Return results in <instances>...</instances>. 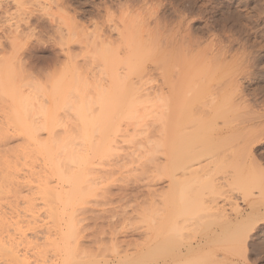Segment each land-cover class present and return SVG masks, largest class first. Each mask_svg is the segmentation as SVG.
Listing matches in <instances>:
<instances>
[{"label": "rangeland", "instance_id": "374dc122", "mask_svg": "<svg viewBox=\"0 0 264 264\" xmlns=\"http://www.w3.org/2000/svg\"><path fill=\"white\" fill-rule=\"evenodd\" d=\"M16 1H18V2H16ZM29 2H30L29 0H26V1L25 0H0V43L2 44L3 48L5 49V51L6 50L7 51L8 50L10 51V55H12L11 53H14V52H11V50L8 48V47L11 48V46H10L11 43L9 44V42H11L10 39L9 40L6 39L7 38L6 35L8 36V34L10 33V32L8 33V31H10V29H9L10 27H9V23L7 22V18L10 17L9 14L11 13V15H13L14 18H15L14 22L15 23H18L20 26H22L23 28H25L24 27L25 26V23L22 20H23L24 14L26 12L25 9H27L29 11L28 8H32L31 5L29 6V4H30ZM46 3H47V5H49V6H47L48 10L45 8L46 9V12H44L45 10L43 11L44 13L43 12H41V13L35 12L36 15H34L35 13H33L34 17H33V15H31V24L33 25V26L32 25L31 26L34 27V29L36 31L34 30V32H32L33 34H31L30 36H27V38L25 36L24 37L25 39L23 38L21 40V42H19V44H17V46H19V48H22L24 46V48L20 49V53L23 52V56H22L23 60H21V62L20 61L17 62L18 60L16 58L13 59L12 58L13 56L10 57V55L8 57V54H7L5 56L8 57V59L10 61L7 58H5L6 60L4 59L3 62L0 61L1 62L0 63L1 64L0 65V69L3 68L4 65L6 66L7 60H8V64L11 63L10 65L11 66H14V69L13 68H10L11 69L10 71L13 70L12 71V75L13 76H11V77H12V79H14L15 84L17 83V85H16L17 88H15V89H18V87L20 86L19 87V92L17 91L18 94H19V96H20V92H21L22 96H24L25 99H27L28 96H29V99L28 100H30V99L32 100L33 99L34 101L32 102V106L33 105L34 106L35 105L37 106V107L35 106V108L33 106V108H34L33 110L36 109L37 111H39L42 108L41 104H43V108H46L47 111L53 110V109H51L52 108L53 101H54V100H52L53 99L52 98L53 97V88H52L53 87V84L55 82H58V81L65 83L66 82L65 79H63L65 81H62V77H63L62 74H65V71L68 70V69L70 70V73L68 72V74L66 73L64 76L66 77V75H68L67 77H69V76H70V78L72 77L73 78L72 79V82H73V80L77 79V77L78 78L82 77V78H80L81 80H79V82L81 81V82L84 83L86 81L85 80L86 78H83V76H84V71L83 70L84 69H86V70L88 69L89 70V67L87 68V66L85 64H87V63L89 64V62H91V61H92V63H94L93 60L96 61V59H93L95 56L94 57H92V56H93V53L97 50V48H96L97 47V43H100L99 41L101 40L100 39L99 41H97L96 39L103 38L104 40H106L108 42H114L111 45V46L114 45L112 47V50L114 49V47H116V48L119 47V48H118V50L114 49L113 52L116 50V51H118L120 53L115 52V54L118 53L119 56H121L120 54L123 53L122 55L125 57L124 53H127L126 52V49H125L126 48V45L124 43H122L121 41L120 42L117 41V39L119 38V36H118L119 35V32L118 31H122L123 30V32H124V31H126V28L127 27H128L127 28V31H128V29L129 30L130 29H134L133 31L136 33V35L139 38L142 37L141 38L142 40H143V38L146 37L143 41L146 40L145 41V43H146L145 45H147V47H146L147 50L149 48H152L153 47V45L151 47V44H154L157 47L158 46H161L159 48H162V49H160V51H162V53L159 51V49H157L156 46H154L152 50L149 49L148 50V56L150 54H152V55H150L151 57L149 56L150 60L147 58L148 56L147 57L146 56L142 57L144 61L142 60L143 61L142 62L140 60L141 61V65L137 64L138 67L140 66L139 67L140 70L137 69V67H136L137 71L135 70L134 72H131L132 74L133 73L136 74V72H137V74L136 75L134 74V76L133 75H129L130 74V71H128L129 74H127V78H129L130 80H132L131 81L132 83H134V82L136 83V81L143 82V84L145 85V87L148 89V90L147 89L146 90L149 91V89H150V92H153V90L156 87H163L164 89L163 88L162 89L165 90V92H166V94H163L162 95V98L164 99V103L165 104L163 105L162 104L163 102H158V103L162 104L161 105L162 108L164 106H166V105L168 106V104L170 106L173 104L174 98H171V97H174L173 96L174 95L173 93H175L174 92V89H175L174 87H176V86H174V84H176L179 80L181 81V80L184 79L185 81H183V83L181 81V85L184 84V82H186L188 84L190 83V84L189 85H186V87L184 85L183 86L180 85V87H179V85H178L177 87H179V90L180 91L183 90L181 93L183 94V92H184V94L186 96V93H187L186 90L189 89V87H190V91L189 92H191L192 90L193 91L191 93H187V95H189L188 98H191L190 96L192 94L194 95V93H195V95L197 97L199 96L198 98L196 96L193 97V99L194 98H197L196 99L197 101L195 99L194 100L192 99V101H193L192 104H194V103L195 104L194 105L191 104V106L189 108L190 109V113H191V120L193 119V121H195L192 124L193 125H196L195 124L196 122H198V121L201 122V120H203L204 118L205 119H208L209 118L208 119L209 120V123L211 121V123L214 122V124L211 125V126L209 125V128L211 127L212 130H209V128H207L206 134H205V131H204L205 137L207 136V138L209 140L211 139L212 140V141L210 140L211 143L215 141L214 143H212L213 145H215V143L218 142L219 140L222 141L225 137H226L225 138L226 140L224 141V145L227 144L228 142H229V144L231 143L230 145L228 144V146L226 145V148H225L224 145H221L222 148H220L221 146L219 144H221V143L220 142H219V144L216 143L217 145L220 146V147L218 146L220 149L218 148L216 151L214 150L215 151L214 154H217L216 156H213L212 154H213L214 151L213 152L211 151V152H209L210 154L207 153V155H203L198 161H196L197 159L196 160H193L197 164L194 163V162H192V163L190 162L189 163V165H192L193 164L196 167H199L200 168V166H201L204 169H206L207 172L205 170L204 171H201V172L199 171L201 176H202V172H204V174H205V172H206V174H209L208 176H206V174H205V177H203V178H205L206 180L203 179L204 181L199 182L200 184H198L197 181H194V182L197 183L196 185H197V189L198 190H199V188L206 187V188H204V189H206V190H204V194H206L205 196L200 197V196H202L204 194L198 193V191H194L196 189L191 190L194 187H196V185L195 186L193 185L194 186L193 188L191 186V189H190L191 192L192 191H193V193L197 192L199 196H197V194H196V197H200L199 199L196 198V199H198V202L197 203H196L197 200L195 198H193V199H195L196 201L191 199V202L192 203H193V201L195 202L192 207L194 208V205L196 207V205L199 204V202L202 201L201 198H203V199L206 198L205 199L206 200V205H203V207L204 206H208L210 203H212L210 201H213V200L217 199L216 200V203L213 204V207L210 204V207L209 208L212 207V210H213V208L216 207V209H220V210L222 209V211L224 210L227 213V216L229 214V216H228L229 219L231 217V219H233L232 221H234L235 223L237 221H239V222L243 221L245 219V217L247 218V216H248V218H251V219L244 220V222L245 223L247 222L248 225L246 227H244L243 231L244 232L246 231V233L248 234L247 230L248 231L250 230L248 237L250 236V233H251V236H253V233H254V235L257 234V236L255 237V241H254V244L255 245L253 244V247L250 246V248H246L245 245H242L245 242L244 240H243L244 242L241 245L239 243L240 241L237 242V244H236V240L233 243H231V242L228 243L227 240H229V239L226 236H224V234H223L224 237L221 235L222 234L221 233V230H220L221 227H219V225L212 226L215 221H212L213 224H211V220H214V219L216 220V217L214 216V219H213V217H211V215H210L209 212H211L213 214L214 212H216V210L214 209L215 210L214 212H212V210H208L209 211L208 213L203 212L204 209L206 211H207V209L204 208L202 210V208H203L202 205H200L201 209L198 208L202 212H199L200 210H197L195 212L191 210L192 213L189 211L190 214H188L187 211L190 210L192 207L191 208L190 207H187V210L185 212V213H187V215H185L184 217L182 216L183 219H185V218H186L185 220L188 219L187 220V223H185L187 225H188V223H189L190 220H191L190 223H189L190 225H193L192 223L195 222V226L196 227L195 226L194 227L195 228L199 227V228L196 229V233L197 234H195V231L191 230L193 228H191V227L189 228L186 225H185V227H188L189 229L187 230V228H184V229H186V230H184L183 227H182L184 225H182V226H180V229L182 228L181 233L184 234L183 236H186L188 234L189 235L191 234L190 233V230L192 232H194L195 236L198 237V238L193 237L192 234L190 235V237L192 236L193 238H196V239H193V240L190 238L191 241H193V242H191V243H193L192 245H194V244L196 245L197 244L196 246H198L199 244H202V243H207V244L209 243V245L211 244L210 247L209 248L207 247L204 252H201V254L203 256H206L207 255V256L211 257L212 258L211 261H213L216 264H218V263L225 264V262H226L225 260H227V259H225L224 256L227 257V258L230 257L229 262H231L230 260H232L231 264H264V250H263L264 249V202L262 203V202H259L258 201L260 199L261 200L264 199V0H47ZM63 3H64V5H63ZM61 4H62V6H65L66 8L65 7L62 8ZM19 9H20V11H19ZM22 9H24V10H22ZM7 10H8V12H10L8 14L9 16L6 13H4V11L7 12ZM42 14H43V16H42ZM4 16H6V17H4ZM64 18L66 20H64ZM120 18H122V19H120ZM93 19H94V21H93ZM113 19H114V21H113ZM124 20H127V21H124ZM70 22H71V25H70ZM84 26H85L86 29L84 28ZM114 26H117V27H114ZM122 26L124 27V29H123ZM129 26H130V28H129ZM52 30H54L55 33ZM67 30L70 33V36L71 37L69 36V33L67 32ZM70 30H72L73 32H75V31L76 32L73 33L72 31L70 32ZM82 30H84L85 33ZM5 31H7L8 34ZM61 31L63 33H61ZM86 31H88V32H86ZM141 31H143V33ZM94 33H96L97 35L94 34ZM172 33H173V35H172ZM86 34H88L87 37H86ZM89 35H91V36H89ZM62 37L65 38V39H63ZM88 37H89V39H88ZM114 37H116V38H114ZM187 37H189V38L187 39ZM150 38H152V39H150ZM90 39H92V40H90ZM162 39H164V40H162ZM95 40L97 42H95ZM148 40H150V41H148ZM159 40H161V41H159ZM66 41H68V42L65 45V42ZM162 41H164V43ZM115 42H118V43H116V44H118L117 46H115L116 45ZM179 42L181 44H178ZM168 44L170 45V47H169ZM167 46H168V49L166 48ZM197 47H198V49H196ZM70 48H71V50H70ZM193 50H195V51H193ZM153 51H154V53H153ZM68 52H71L70 54H72V56H75L76 55V57H78V60L76 62L79 65H81L80 63H84V64H82L83 68L81 66H79L78 67L79 70H78V68H76L75 66L72 67V64L67 63V60H66L67 59V56L66 55H67ZM90 52H92L91 53L92 56H91ZM187 52H188V54H187ZM206 52H208V53H206ZM198 53H199V55H198ZM162 54H164V55L161 58V55ZM185 54H186V56H185ZM79 55H82L81 58L79 57ZM154 55L156 57L157 56H160L161 59L159 57H157L159 59H156V57ZM123 56H122V58H123ZM181 56H182V58H181ZM175 57H177V59H175ZM191 57H194V59L191 58ZM196 57H198V58H196ZM2 58H4V57H2ZM10 58H12V60ZM167 58H168V60H167ZM174 59H175V61H177V62L174 61L175 64H177V65H174L173 64L174 63L173 62ZM145 60H147L146 63H145ZM156 60L158 62H155ZM182 60H184V62ZM83 61H85L86 63L83 62ZM178 61H182L181 62L182 67L180 66L181 64ZM217 61L219 62L218 64H219L220 67L217 64ZM201 62H202V64H200ZM98 63H99V61H97L96 64H93L95 66V69H94V72L92 71L94 74L93 73L92 74H93V76L96 75V76H94V79L96 78V81H97L98 76L101 77V78L103 77V78L109 79L108 77H104V75L102 74L103 71L101 72V70H100L101 67L100 68L98 67V65L100 63L99 64ZM157 63H160V64H157ZM67 64H68V66H70L69 68H67L68 67V66H66ZM221 64H224V66L221 65ZM84 65H85L86 68L84 67ZM166 65H168V66L166 67ZM65 66H66L67 69L65 68ZM160 67H162L164 69H162ZM19 68H21L20 71H19ZM61 68H64V69H61ZM74 68H75V70H73ZM81 68H82V70H81ZM230 68H232V69H230ZM24 69H26V71ZM98 69H99V72L97 71ZM188 69L191 71V73H190V71ZM63 70H65V71H63ZM86 70H85V72H86ZM88 70H87V72H88ZM150 70H151V73L149 72ZM159 70H161L160 73H159ZM81 71H83V74H82L83 76L80 75L81 74ZM123 71H124V69L122 70V73L121 74H123ZM125 71H127V70H125ZM195 71H196V73H194ZM210 71H212L213 73L210 72ZM14 72H15V74H14ZM145 72H146V74H145ZM163 72H165V73H163ZM29 73H30V76H29ZM78 73H80V74H78ZM143 73L145 75H143ZM166 73H168V74H166ZM193 73H194L195 76L192 75ZM205 73H206V75H205ZM90 74H91V72L89 70V73L87 75H90ZM124 74H125V72H124ZM124 74H123V76H124ZM140 74H142V75L140 76ZM148 74H150V75H148ZM18 75H19V79H18ZM51 75L53 76V78H52ZM56 75H57V77H56ZM162 75H163V78H161ZM105 76H107V75H105ZM145 76H147V77H145ZM178 76H179V78H178ZM55 77H56V79H55ZM60 77H61V79H60ZM84 77H86V75ZM89 77L87 76V78H89ZM172 77H174V78H172ZM28 78H30V79H28ZM51 78H52V80H51ZM90 78L87 79V82L90 81ZM138 78H140L141 81H139L140 79H138ZM188 78L190 79V81H188ZM31 79H32V83H31ZM67 79H69V78H67ZM91 79L92 80H91L90 83L92 84V82H93L94 79H93V77ZM155 79L157 81H155ZM177 79H179V80H177ZM16 80H17V82H16ZM18 80L19 81L21 80L22 86H21V84L19 83ZM104 80H106V79H103L102 81L100 80V82L102 83ZM130 80H129V82H130ZM151 80H152V82H151ZM192 80H194V82L198 80V82H195L194 83ZM25 81H27V82H25ZM180 81H179V83H180ZM228 81H229V83H228ZM81 82H80V85L82 84ZM100 82H98V83H100ZM162 82H164L166 84H164ZM41 83H42V85L44 84L46 86H44V85L42 86ZM90 83H88V85H90ZM95 83H96V86L94 84L91 85L92 87L87 86V87H89V88H87L88 91L89 90L90 91L89 92L88 91H85V95H86V92H88V93L91 92V95L90 96H92V93L94 92L93 94L95 96V92H98V88H97V91H96V87L98 86L100 88V85H101V84L98 85L97 82H95ZM137 83H136V85L138 86ZM145 83L146 84L149 83V84L146 85ZM171 83L173 84L172 86H171ZM230 83H231V85H230ZM66 84H67V82H66ZM102 84L104 86L106 85V84H104V82ZM143 84H141V86ZM161 84H162V86H157V85H161ZM213 84H215V86ZM219 84H220V88L218 86ZM139 85H140V83H139ZM222 85H223V87L226 90L222 87ZM226 85L228 86L227 88L225 87ZM191 86L193 87V89H192ZM198 86H200V87H198ZM34 87L36 88V90H33ZM145 87L144 86L143 87H140L139 86V88H143L142 90H144ZM152 87H154V88L151 91ZM170 87H173L174 88L172 90L173 93H171V91H170L171 88ZM221 87H222V89H224L223 91H222ZM197 88L202 89V90H197ZM218 88L220 89L219 91H221V92L218 91ZM81 89H82V86H81ZM159 89H161V88H159ZM159 89L156 88L155 91H157ZM211 89H212V91H211ZM236 89H238V90H236ZM23 90H24V93L26 92L25 95H23V92H22ZM63 90H65V91H61L62 93L60 92V97H65V96L68 97L67 95H68V93L71 90L70 89H63ZM67 90L68 91L70 90V91L68 92ZM85 90H86V87H85ZM214 90H217L219 93L217 91H214ZM27 91H29V92H27ZM81 91H83V90H81ZM39 92H40V94H37ZM64 92H68V93L67 94L65 93V96H64ZM162 92L164 93V91H162ZM215 92H217V94ZM224 92L226 94H224ZM228 92L229 93L230 92L233 93L232 95H234L235 92L236 93H235L234 96H232V99H231V97H230L231 94H229ZM4 93H3V91L0 90V100H1L0 101V135H1L0 136V152H1L0 159H2V155L4 154L3 155V157H4L3 160H0V163L2 164V165L0 164V168L2 166V168L0 169V180H1L0 181V217H1L0 218V230H1V232H0V241L2 243L3 242L4 243L5 242L8 243V241H10L9 239H11V240H14L15 239V240H14V244H13L14 247H12V249H10L11 247L9 248V245L11 244V242H10V244L8 243L9 245L7 244L8 247H7V251L6 252L9 254V256H8L7 253L0 252V263L1 264H8L10 262L9 264H15V263L17 264V262L15 261L16 259L14 258V256L16 257V255L19 254V255H17V258L19 260L20 259L19 257L21 256L23 258V255L25 254L27 256V259L29 258V260H27L25 258L28 261L29 264H35V263L36 264H44L47 260H49L50 261L49 264H51V262L53 260H55V259H57L55 261H57L56 264H58V263L61 262L62 258L65 255V252L63 253V251H66V249L69 248L68 247V248L65 249L64 248L65 245L63 244V241H62L63 238H65L67 234L71 235V237L69 236L70 238L68 240L70 242V248H69V250L70 249L72 250V249H74L76 247L74 249L75 250L74 252H78V254L76 255V253L72 252L73 250L71 252L74 253L75 256H79L77 259H81L82 261L83 260H89L90 258L92 259L96 255L100 258V256H102V257L104 256L105 257V254H106V257L105 258H107V256H108L109 259H112L113 257H118L119 255L120 256L121 255L123 256V255H126V254L127 255L128 254L129 255H133V254L137 253V251L139 249H142L143 247H145L144 245H146L145 244L146 242H145V237H143L144 234L145 233L147 234V232L149 230H153V228H155L154 226H152V223L154 224V222H155L152 219V218L155 219V217H154L155 215L153 216V212L156 213V216L158 215L157 214L158 212L162 216V214H163V213H161V212H163V209L162 208H166V206L163 204L164 203V200L163 199L162 200L161 199L159 200V198H156V197H158L156 195V197H153V198H155V200L156 199L158 200V201L156 200V202H154L155 203V207L157 206L159 208V210L160 209L162 210V211L161 210L158 211V208H155L154 207V203H153V201L151 199L152 197H149L148 198V196H152L150 194H152V191H154V190L156 192L159 191L160 193L159 192L158 193L159 194H162V191H165L166 188H167V186H168L167 184L169 182L168 181L169 178H167L168 176L166 174H164L163 172L162 173H159L158 172V173H156L157 175L155 173L153 174L155 176H154V179L152 180V176L150 175L151 177H147V175L143 172L145 169H143V171H142V168L145 167V166L153 168L152 166H156V164H158V163L160 164L161 162H165V156L162 155L163 154L162 153L163 152L162 150H159V151H162V152H159L158 151L161 154H157L156 152L153 151L154 150V146H155L154 144L155 143L154 144L152 143L153 145L152 144H148V143H144L143 146L140 147V149L138 148L137 150H134L136 152H134V151L132 152V153H134V154H132L133 156L131 155L130 157H128V158H131V157L136 158L135 160L133 158H131L132 161H131V159H128V158L126 159L127 162L126 161H123V160L120 161L121 160L120 159L121 156H124V154H125L123 152V154L120 155V153H122L123 150L124 151H127V152H131L132 150H129V149H128L129 151L127 149L125 150L124 147H126V148H128V146L131 147V145H133V143H135V140L137 138H138L139 141L141 140V138L142 139L144 138L143 139L144 140L143 142H145L146 140H154L155 136H152V134H153L152 132L155 131V128H156L155 125L158 124V123L154 124L155 121L152 122L153 121V118L151 116H152L153 113H151L150 111H152L155 107H151L150 108L151 110L149 109V111L146 110L147 109L146 106H145V108H142V109H139L138 108L139 106L137 107L138 110H139V112L137 111V114L138 115L140 114L141 116H143L144 117L143 119L146 118L147 119L146 122L148 121L147 124H146L147 126L145 125V127H143L144 125H142V124L139 125L140 126V129H143V130L145 129V131L138 129V132L139 133H137L136 130H135L136 132H134L133 129H135V128H133V126L131 125V123H128V122H132V121H128L127 122V119H125L126 121L123 120L124 122H122V120L120 122H118L120 124L119 125L120 128L123 127V129H125L126 126H127V128L130 127L129 130L126 128L128 131L127 130H122V128L120 129L121 131H120L119 134L122 135V137H123L122 139L123 140L121 138L119 140H122V142L125 141V140H127V142H128V138L130 140L131 137H134L133 139H135V140L132 139L133 142L131 141L132 144L130 143V145H129V142L130 141L128 143L125 141V143L123 142L124 144H122V143L119 144V147H121L122 150L121 151H117V153L120 152V153H118L120 156H117V154L113 152L114 153L113 156H110L113 153L110 154V155H108V157H106V155H104L102 157H100V156L97 155V157H95V159L93 158L91 160L92 161V164H91L90 167L95 168V170L98 171V172L100 170L102 172H99L100 174H98V172H96L95 170L94 171L96 173H94V171L92 172V174H91L92 177L93 176L95 177V174L98 175V177H95L96 178V181H95V178L93 177V178H90L92 181L90 183H88L89 184L88 186L86 184H83V186L86 185L87 187L85 186V189H83L82 194H81L82 197L80 196V198H81L82 201H80V202L79 201L78 202L76 201V203H73L72 205H70V207H66V211L67 212L69 211V212H68V214L65 212V215H63L64 218L63 219H60L61 220V223H60V220H58V219H55L54 220L53 218H51L50 216H48L50 214L48 212V210H50V207H47V206H49V204L47 205V203L44 201V199H40V198L43 197L41 195L40 188L42 187L41 185H44V183L43 184L42 183L40 184V181L38 179V176L42 175L45 172V171L43 172V171L40 170L41 168L45 167V164H44L45 163V160H43V156H41L38 153V151H37L38 150V147H37V141L36 140L40 141V140L43 139V141L45 140V142H48V141H50V138L55 137V136H52V135H56V137H58L59 140L62 139L63 136L61 138H59V136H61L60 131H61V133H64V130H63L64 128L66 129V131L69 128H72L71 126H73V125L70 126L71 123L74 124V125L76 123L78 124V122H76L77 120H75V115H74V113L72 111H71L72 113L71 112L69 113L66 109H65L66 110L65 111V110H62V109L59 108L58 109V112L59 111L60 112H59V114L57 113L59 115V116H57V119H60V120L62 119V122L63 123L59 121L58 122L59 123L58 127L56 126L58 129L55 128L53 130V133H49V130H45V129L42 132V130H43L42 129V126L44 125V123L46 125V120H47V119L44 120L45 119V116H44V119H43L42 118L43 115L41 116L40 114H38V116H37V113H35V115H34L35 117H33V115H31L32 113H30L29 114L30 116L28 115L29 116L28 117L29 119L26 118L27 121L24 120V122L26 123V125L28 124L27 126H29V127H27V128H30L31 129V132L33 134H35V139L38 137L34 141V140H32V139L29 138V135H27L28 132L26 131V125H25V123H24V125L23 124L20 125L19 123H17L16 121H14V118H15V115L14 114L16 113L15 111H16V109L18 107L15 104V101H13L11 99L12 97L9 96L7 94V92H6V96L3 95ZM196 93H198V94H196ZM213 93H214L215 96L212 95L211 98H209V95L210 94H213ZM238 93H239V95H238ZM31 94H33V95H31ZM41 94H43V95H41ZM73 94L74 93H72V95H70V93H69L70 97H68V98H71L72 99L71 101L74 104V101L78 102L79 100L77 98L78 96L76 94H74V95ZM81 94H82V92H81ZM26 95H27V97H26ZM44 95H45V97H44ZM87 95H89V94H87ZM225 95L229 96V97H227L228 98L227 100H229V98H230V100L236 99L237 100V101L235 100L236 101V104H235V101H233V103L231 101H227ZM30 96H32V97H30ZM9 97H11V98H9ZM168 97H169V99L171 98V100H169ZM213 97H215L216 100H219V101L217 102L215 99H214L215 101H213V99H212ZM239 97H241V99H239ZM199 98H200V100L198 102V99ZM223 98H225V100ZM241 100L244 103H242ZM221 101H224L222 103L223 105H221ZM239 101H240V103H239ZM44 102L47 103V104H45ZM224 103L226 105H224ZM30 104H31V102H30ZM219 104H220V107H219ZM232 104H235V105L232 106ZM197 105H198L199 108L197 107ZM244 105H245V107L247 109L244 107ZM155 106H156L155 109H157V102H156V105ZM12 107H14L15 109L14 108L12 109ZM140 107H142V106H140ZM169 107H167V108L164 107L163 109L169 110ZM205 107H207L211 111L210 110L208 111L207 108H205ZM30 108L32 109L31 106H30ZM92 108H93L92 110L95 111V114H97V111H99V105L98 106L95 105V108H94V106ZM171 108L173 109V106H171ZM176 108H178L177 105L175 106V109ZM144 109H145V111H144ZM155 109L153 110V112L156 111ZM163 109H161V110L163 111L164 116H163V113H162V115H161L162 117H160V115H158L157 116L158 118L156 117V120L159 119V117H160L164 122H169V121L171 122V118L172 117H169V116H171L170 111H172V110H170L168 112L169 113L168 114V113H165L167 110L164 111ZM198 109H200L199 112H198ZM33 110H32V112H33ZM63 111H64V113H63ZM247 111H248V113H247ZM145 112L149 113V116H147L145 114ZM161 112L159 113V111H158V114H161ZM51 113H53V112L51 111ZM67 113H69V114L67 115ZM70 115H72V117H70ZM121 115H123V114H121ZM155 115H157V114L156 113L153 114V116H155ZM211 115L212 116H215V117H213L212 119H210L211 118ZM235 115H237V116H235ZM241 115H242V117H241ZM141 116H139V117H141ZM195 116H197V117H195ZM245 116H246L247 119L245 118ZM31 117H33V118L30 121ZM120 117H122V116H120ZM147 117H149V118H147ZM40 118L42 120H44V123H42L43 121ZM65 118H67V119H65ZM251 118H253V119H251ZM68 119H70V121L72 120L73 122L72 121L70 122ZM222 119H224V120H222ZM245 119H246V121H245ZM74 120H75L76 123L74 122ZM225 120H226V122L228 120L229 125H228V123L224 122ZM12 121H14V122L12 123ZM35 121H36V123H35ZM67 121H69V122L67 123ZM150 121H151V123H150ZM204 121H207V120H204ZM242 121H243V123L241 124ZM39 122H41V123H39ZM139 122L140 121H138L137 123H139ZM215 122L217 124H215ZM223 122L226 123V124H224ZM127 123L130 124L133 129ZM141 123H145V121L144 122L142 121ZM148 123H150V124H148ZM32 124L35 127H37V128H35L34 126L32 127ZM122 124H123V126H122ZM134 124H135V121H134ZM192 124H190V125H192ZM230 124H233V125L230 126ZM65 126H67L68 129ZM75 126H73V129H70L72 131V133L74 132L73 133L74 135H76V133H77V130H75L76 129ZM78 126H79V124H78ZM117 126H118V124H117ZM141 126H142V128H141ZM159 126L160 125L158 124V127L156 129V132H158V130H159V132H161L160 131L161 128ZM146 127H147V129H146ZM33 128H34L35 132H38L37 134L34 132ZM137 128H139V127H137ZM148 129H149V132H148ZM240 130H242L244 132L241 131L242 133H240L239 132ZM25 131L27 133H25ZM54 131H57V132L59 131V132H58V134H56L57 132H54ZM75 131H76V133H75ZM141 131H142V133H141ZM121 132L122 133L123 132L124 133L126 132V133L125 134H122ZM128 132H130V133H128ZM143 132H146V134L143 133ZM156 132H154V133H156ZM5 133H6V135H4ZM72 133L71 134L69 133V134L72 135ZM131 133H133V134H131ZM140 133H141L142 136L140 135ZM149 133H150L151 136L148 135ZM247 133H251V134H247ZM135 134H136V137H135ZM158 134H160V133H157V135ZM163 134L164 133H162L161 135L163 136ZM233 134H234V139H233ZM74 135H72V137L70 136L71 137V138H69L70 141L73 140L72 138H75ZM124 135H126V136H124ZM153 135H156V134H153ZM230 135H231V137H230ZM244 135H245V138H244ZM39 136L40 137L42 136L41 137L42 139ZM145 136H146V138H145ZM148 136H150V138ZM164 136H163V138H162L161 141L165 143L166 138ZM125 137H127V139ZM152 137H154V138L152 139ZM159 137H161V136H159ZM227 137H230V138L228 139ZM77 138H79V135H78ZM64 139H65V137H64ZM159 139H161V138H159ZM213 139H215V140H213ZM227 139H228V141H227ZM230 139L232 140V142H231ZM78 140H80V139H78ZM78 140L77 139L75 140V142L77 141V145L75 144V142L74 143L73 142L70 143V144H73L74 145L72 147L75 150H76V146L78 147V145H79V143H78L79 141ZM239 140H240V143H239ZM158 141H160V140H158ZM18 142H19V144H18ZM80 142H81V140H80ZM158 143H161V142H158ZM127 144H128V146H127ZM235 144H236V146H233ZM31 145H32V147H31ZM217 145L214 146L215 149H216ZM229 146L230 147L232 146L233 148L230 150ZM27 147H28V149H27ZM82 147H83V149L80 146L81 151L84 150V145ZM161 148L164 150V152L166 151V149H164L163 145L160 148L157 146L156 151L158 149H161ZM223 148H224V150H223ZM78 149H79V147H78ZM240 149H241V151L243 150L242 152H243L244 155L243 154L242 155L244 157L241 155ZM220 150L222 152H219ZM78 151H80V150H78ZM2 152H3V154H2ZM6 152H8L9 155ZM26 152H29V153H26ZM152 152H154V153H152ZM232 152H233L234 155L232 154ZM221 153H225L226 156L224 154V156L221 157L222 156ZM218 154L219 155L221 154V155L219 156ZM13 155H15V157ZM27 155H28V160H27ZM153 155L155 157H153ZM210 155H212V156H210ZM6 156L9 157V158H7ZM116 156L120 160L117 159ZM252 156H254L255 157V160L257 159V161L259 162L258 163V166H256L257 165L256 164L257 161L255 162V164H252V158H253ZM219 157H221V158H219ZM236 157H237V159H236ZM223 158L226 159V160H222ZM228 158L230 160H232V162L231 161H228L229 160ZM239 158H240L241 161H238ZM5 159H8V160H5ZM115 159L116 160H119V162H122V164L121 163L120 164L117 163L118 165H122V167L124 166V163L126 162V166L123 167L124 169H122V167L121 168L118 167V166L116 167V165L114 166V164H116L115 162H117ZM212 159H214L215 161L212 160ZM236 160H237V162H236ZM243 160L244 161L246 160V161L243 162ZM3 161L4 162L6 161V162L4 163ZM9 161H10L11 164L9 163ZM238 162L239 163L240 162L245 163V165H243L244 167L242 166L243 167V170L241 169L242 170V173L248 174L249 176L255 174V175H253L254 177L252 176V178L251 177L250 178L252 180H253V178H255L256 181H252L251 180L252 181V184H250V185L248 184L249 185L248 186L249 187L248 188L249 190H246V192L242 190V189H244L243 186L242 187L241 186H238V185L236 186L235 182H234L235 185L232 184L233 181H234L233 180V178H234L233 177L234 176L233 173L234 174H237V173H235V169L234 168H236V170H238L237 167H235L234 165L236 163V166H237L239 164ZM98 163H100V165H97ZM205 163H206V165H205ZM207 163H208V165H207ZM211 163H213L212 164L213 166L211 165ZM214 163L216 164V166H215ZM4 164L6 166H3ZM108 164L112 168L114 166V168H113L114 170H112L109 167H107ZM143 164H144V166H142ZM17 165H19V166H17ZM25 165H26V167H25ZM64 165L65 164H63V166ZM137 165H138V167H137ZM189 165L187 164V166H189ZM240 165H242V163L239 164L238 167H241ZM7 166H9V167H7ZM141 166H142V168H141ZM253 166H254V168L257 167L258 169H260V171L257 168L253 169ZM128 167H129V169H128ZM147 167H145V168H147ZM3 168L5 170L6 169L7 170L4 171ZM46 168H48L47 165H46ZM115 168H116V170H115ZM118 169L120 171L121 170L122 171L120 172ZM133 169L135 170V171H132L134 173L131 172V170H133ZM147 170H149V168ZM201 170H203V169H201ZM208 170H209V172H208ZM239 170H240V168H239ZM253 170L254 171L256 170L257 173H254ZM28 171H30V172H28ZM111 171L112 172L118 171L119 173L118 172L117 173L114 172V174H112L113 176L111 175V177H110L111 179L109 181H107L106 179L110 176V175H108L109 174L108 172L112 173ZM136 171L138 172L137 175L135 173ZM5 172L7 173V175L8 174L10 175V176H8L9 178L11 177L10 179L13 178V181H11V182L10 181H6L8 178L5 181L2 180V178H4V176L6 175ZM31 172H33V173H31ZM41 172H43V173H41ZM47 172H49V171H46L45 175L46 174L48 175ZM106 172H107V174H106ZM141 172H143V174H141ZM226 172H227V174H226ZM35 173H36V176H35ZM101 173L102 174L104 173L105 175H108V176H106L107 178L105 177L104 174L101 176ZM258 173H262V174H258ZM13 174H15V175H13ZM144 174H145V176H144ZM210 174H212V175H210ZM257 174L259 175L258 177L256 176ZM43 176H44V174H43ZM103 176H104L105 179L103 178ZM142 176H143V178H142ZM209 176H211V177H209ZM5 177H7V176H5ZM206 177H208V178H206ZM231 177H233V178L230 179ZM259 177H261L262 179L259 178ZM36 178L38 179L40 185L37 184L38 181H37ZM97 178H98V181H100V183H99L100 185L97 184L98 183ZM145 178H147V179H145ZM10 179H8V180H10ZM49 179L50 180L53 179L54 181H57L58 178H56V177L54 178V177L51 176V178H49ZM48 180H46V181H48ZM136 180H138V181H136ZM207 180L209 181V183H207L208 182ZM54 181L51 180V182L55 184ZM93 181H95L94 183H96L95 184V187H92ZM228 181L229 182L231 181V182L229 183ZM103 182H105L106 184L103 183ZM227 182L229 183L228 185H227ZM1 183H3V184L1 185ZM259 183H260V185H259ZM144 184H145V187H144ZM96 185H97V187H96ZM251 185L254 186V190L252 189L253 186H251ZM239 187H241V189ZM36 188H39V189L35 190ZM88 188H90V189H88ZM149 188H152V189L150 190ZM262 188H263V191H262ZM210 189H211V191H210ZM216 189H218L219 192L216 191ZM232 189L234 191H232ZM237 189H238V191H237ZM38 190L40 191V194L38 193ZM212 190L213 191L215 190V191L213 192ZM133 191H135V192H133ZM150 191H151V193H148ZM201 192H203L202 189H201ZM1 193H3L4 196ZM106 193H109V194H106ZM193 193H191V196L192 197L195 196ZM219 193H220V195H219ZM6 194L9 197H7ZM122 194H123V196H122ZM136 195H138V196H136ZM134 196H136V198ZM154 196H155V194H154ZM212 196L215 197V198H213V200H211L212 199ZM105 197H107L108 199H106ZM159 197L161 198L160 195H159ZM105 200H106V202H105ZM161 201H163V202L160 203ZM134 202H136V204ZM143 202H144V204H143ZM191 202H189V203H191ZM90 203H91V205H90ZM107 203H108V205H107ZM130 203L132 205H129ZM157 203L160 204V205H164V207H161L160 205L158 206ZM134 204L136 205V207L138 208V210H137V208L135 207ZM152 204H153V206H152ZM137 205H139V206H137ZM234 205H236V206H234ZM237 205H238V208H240V209H237V210L232 209V208L237 207ZM56 207H57L58 212L62 208V206L60 204L56 205ZM147 207H154V208H152L153 211L151 210V208H150V211H149V209ZM141 209H144V212ZM156 209H157V212H156ZM195 209H197V207ZM222 211H220V212H222ZM97 212H98V214H97ZM166 212H167V208H166V210H164V213L165 214H166ZM193 212H194L195 215H192ZM225 212H223V214ZM30 213H32V214H30ZM33 213H34V215H33ZM205 213L207 214V216L205 215ZM62 214H63V212H62ZM208 215H210V216H208ZM194 216H196V217H194ZM206 217H207V219H206ZM122 218L124 219V221H123ZM190 218H192V219H190ZM234 219L235 220L237 219V220L235 221ZM144 220L146 221L145 223H144ZM157 220H159V219H157ZM185 220H184V222H186ZM35 221H37L38 223H36ZM22 222H24V223H22ZM26 222H28L29 225ZM51 222H53V224L55 226ZM158 222H160V221H158ZM208 222H210V224H211L210 227H212V228H209V226H208L209 223ZM19 223H20L21 226L24 227V230H21V232H23V231L25 232V235L23 236V238L20 237L21 233L18 232L20 230L17 231V228H16L17 225H19ZM197 223H198V225H197ZM201 223H202V225H201ZM207 223H208V225H205ZM107 224H109V225H107ZM65 225H68V226H65ZM155 225H156V223H155ZM200 225H201V227H200ZM70 226H72V228L74 226V228H75V230L73 228V230H74L73 232H74V234H76V236L74 235V238L72 237V234L69 233V229H71ZM150 226L152 227V229H150ZM205 226L206 227L208 226L207 227L208 228V231L205 229L206 228ZM33 227H34V229H32ZM35 229H37L38 231L35 230ZM49 229H51V231H52L51 233H52V235H54L53 237H51L52 239H50V240H49V237L52 236V235L49 234V232H50V231L48 232ZM60 229H62V230H60ZM177 229H179V228H177ZM180 229L178 231H180ZM14 230H15V233H14ZM61 231H63L62 232L63 234L61 233ZM175 232L176 231H174V234H175ZM200 233L201 234L204 233L203 234L204 237ZM246 233H244V234H246ZM113 234H114V236H113ZM146 234H145V236H146ZM208 234H209V236H208ZM177 235H179V234H177ZM197 235H199V236H197ZM9 236H11V237H9ZM141 236L143 237V239H142ZM220 236H221V238H220ZM186 237H188V239H189V236H186ZM225 237L227 239L224 242ZM244 237L245 236H243L242 238L244 239ZM2 239H3V241H2ZM28 239L31 241V243L29 242ZM70 239H72V240H70ZM96 239H97V241H96ZM204 239H205V241H204ZM211 239H212V241H209ZM20 240H21L22 243L20 242ZM60 240H61V242H60ZM73 240H75V241L73 242ZM53 241H55V247L53 246V243H51ZM247 241H249V239H247ZM57 242H58V244H57ZM219 242H221L222 244L219 243ZM261 242H262V245H260ZM26 243H28V244H26ZM76 243H78V244L80 243V244L79 245L77 244V246H76ZM118 243H119V245H118ZM213 243H215V244L213 245ZM225 243L228 245V247H226L227 249H221L224 246H226ZM17 244H19V245H17ZM46 244H48L47 246H49L51 249H49V247H47ZM71 244H73L72 246H75V247L71 248L72 247ZM127 244L130 245V246L128 247ZM78 246H80V247H78ZM101 246H102V248H101ZM230 246H231V248H233V246H234V249L229 248ZM239 246H241L242 248H239ZM243 247H245L246 249H249V250H247L248 252L243 253V252L246 251V249H244ZM126 248H127V250H126ZM184 248H183V250L186 251L185 250L186 248L185 249ZM257 248H259V249H257ZM15 249H16L17 254H16V252H13V251H15ZM42 249L45 250V251L48 250V249L49 250L46 251V252L43 251V253H42ZM78 249H79V251H76ZM130 249H132V250H130ZM240 249L242 250L243 255L245 254L244 255L245 257L242 255V257H244V258H241V255L239 254V253H241V250ZM89 250H90V254H89ZM115 250L117 252H115ZM235 250L237 252H239V253H236ZM12 252L14 254H16V255H13ZM99 253H102V255L99 256L98 255ZM4 254H6V256ZM39 254H41L42 256L39 255ZM231 254H232V256H231ZM90 255H93V256H90ZM246 255H247V257H246ZM12 257H13V259H12ZM217 257L218 258L220 257V258L217 259ZM10 258L13 261H11ZM22 260H24V259H22ZM30 260H33V261H30ZM44 260H45V262H44ZM39 262H41V263H39ZM45 264H48V262H46Z\"/></svg>", "mask_w": 264, "mask_h": 264}, {"label": "bare ground", "instance_id": "6f19581e", "mask_svg": "<svg viewBox=\"0 0 264 264\" xmlns=\"http://www.w3.org/2000/svg\"><path fill=\"white\" fill-rule=\"evenodd\" d=\"M26 1V0H25ZM30 2V4H29V6L31 5L32 6V8H28L29 9V11L27 10V9H25L26 10V12H25V14H24V17H23V22L25 23V28H23L22 26H20L18 23H15L14 22V20H15V18H14V16L13 15H11V13L10 12H8V10H7V12L6 11H4V13H6L7 15L9 14L10 15V17H8L7 18V22L9 23V29H10V31H8V33H7V31H5L7 34H8V36L6 35V39H10V41L11 42H9V44L11 43V48L10 47H8L10 50H11V52H14V53H11L12 55H10V51L8 50H6L5 51V49L3 48V46H2V44L0 43V61H4V59L5 58H7L8 59V57H9V55H10V57H12L13 59H17L18 61L17 62H21V60H23V58H22V56H23V52L22 53H20V49H22V48H24V46L22 47V48H19V46H17V44H19V42H21V40L26 36V38H27V36H30L31 34H33L32 32H34V27H32L33 25L31 24V15H33V13H35V12H38V13H41V12H43L44 10V12H46V9L48 10V8H47V6H49V5H47V3H46V1L45 0H29ZM16 2H18V1H16ZM24 2V1H23ZM22 2V3H23ZM51 2V1H50ZM65 2V1H64ZM15 3V2H14ZM26 3V2H25ZM24 3V4H25ZM28 4V3H27ZM16 5V4H15ZM52 5V4H51ZM63 5H64V3H63ZM23 6V5H22ZM61 6H62V4H61ZM63 7H65V6H62V8ZM46 8V9H45ZM50 8V7H49ZM66 8V7H65ZM2 9V8H1ZM5 9V8H4ZM22 10H24V9H22ZM19 11H20V9H19ZM43 12V13H44ZM90 12V11H89ZM125 12V11H124ZM129 12V11H128ZM3 13V14H4ZM48 13V12H47ZM53 13V12H52ZM91 13V12H90ZM8 15V16H9ZM34 15H36V13L34 14ZM34 15H33V17H34ZM46 15V14H45ZM49 15V14H48ZM129 15V14H128ZM42 16H43V14H42ZM41 16V17H42ZM134 16V15H133ZM4 17H6V16H4ZM68 17V16H67ZM66 17V18H67ZM140 17V16H139ZM14 18V19H13ZM49 18V17H48ZM5 19V18H4ZM68 19V18H67ZM75 19V18H74ZM120 19H122V18H120ZM135 19V18H134ZM37 20V19H36ZM64 20H66L65 18H64ZM21 21V22H22ZM93 21H94V19H93ZM113 21H114V19H113ZM123 21V20H122ZM124 21H127V20H124ZM66 22V21H65ZM69 22V21H68ZM76 22V21H75ZM7 23V24H8ZM64 23V22H63ZM92 23V22H91ZM180 23V22H179ZM35 24V23H34ZM73 24V23H72ZM93 24V23H92ZM132 24V23H131ZM32 25V26H31ZM70 25H71V22H70ZM77 25V24H76ZM85 25V24H84ZM136 25V24H135ZM41 26V25H40ZM69 26V25H68ZM67 26V27H68ZM79 26V25H78ZM161 26V25H160ZM8 27V26H7ZM74 27V26H73ZM72 27V28H73ZM114 27H117V26H114ZM123 27V26H122ZM181 27V26H180ZM179 27V28H180ZM43 28V27H42ZM71 28V27H70ZM77 28V27H76ZM84 28H85V26H84ZM83 28V29H84ZM128 28V27H127ZM127 28H126V31H124L123 32V30L122 31H118L119 32V40L117 39V41H121L122 43H124L125 45H126V52L127 53H124V55H125V57L122 55V54H120L121 56H119V54L118 53H120V52H118V51H116V50H118V48L119 47H114V49H116L114 52H113V50H112V47L114 46H111L114 42H108V41H106V40H104L103 38H99V39H96L97 41H99L100 39V43H97V50L93 53V56H92V52H90V54H91V56L92 57H94L93 59H96V61L95 60H93V62L94 63H92V61L91 62H89V64L87 63V64H85L86 66H87V68L89 67V70H90V72H91V74L94 72V69H95V66L93 65V64H96V62L97 61H99V65H98V67L100 68V70H101V72H102V74L104 75V77H108L109 79H107V78H103V79H106V80H104L103 82H104V84H106L105 86L100 82V80L102 81L103 79L101 78V77H99L98 76V78H97V81H96V78L94 79V76H96V75H94L93 76V74L91 75L92 77H93V82H92V84L90 83L91 82V76L90 75H87L88 73H89V70H88V72H87V70L86 69H84L83 71H84V76L86 75V77H84L82 74H83V71H81V74L80 73H78V74H80L81 76H83V78H86L85 80V82L83 83V82H81L82 84L80 85V82H79V80H81L80 78H82V77H80V78H78L77 77V79H75V80H73V82H72V77L70 78V76L69 77H67L68 75H66V77L64 76L66 73L68 74V72L70 73V70L68 69V70H63V71H65V74H62V76L64 77H62V81H65L66 80V82H67V84H66V82L65 83H63V82H60V81H58V82H55L54 84H53V99L52 100H54L53 101V104H52V108L51 109H53V110H51L53 113H51V111H47L46 110V108H43V104H41V106H42V108L39 110V111H37L36 109L35 110H33L34 108H35V106H34V108H33V106H32V102L34 101L33 99L31 100H28L29 99V96H28V98L27 99H25V97L24 96H22V94H21V92H20V96H19V94H18V92H19V87H18V89H15V88H17L16 87V85H17V83L15 84V82H14V79H12V77L11 76H13L12 75V71H10L11 69L10 68H13L14 69V66H11L10 64H8V60H7V64H6V66L4 65V67L3 68H1L0 69V90L1 91H3V95H5L6 96V92H7V94L9 95V96H11V97H9V98H11L13 101H15V104L17 105V109H16V113L14 114L15 115V118H14V121H16L17 123H19L20 125L21 124H23L24 125V120H26L27 121V119L26 118H28L30 115V113H32L31 115H33V117H35L34 115H35V113H37V116H38V114H40L41 116L43 115V119H44V116H45V119L44 120H46V125H45V123H44V120H42L41 118V120L43 121H41L42 123H44V127L42 126V132L44 131V129L45 130H49V133H53V130L56 128V129H58L57 127H58V125H59V121L60 122H62V119L60 120V119H57V116H59L58 114H59V112H58V109L60 108V109H62V110H67L69 113L72 111L73 113H74V115H75V120H77L76 122H78V124H79V126H78V124L75 122V120H74V122L77 124H70V126L71 125H73V126H75V130H77V133H76V131H75V133H76V135H74L73 133H72V131L70 130V129H73V126H71L72 128H67V126H65L68 130L66 131V129L64 128L63 130H64V133H61V131H60V134H61V136H59V138H61L62 136V139H58V137H56V135H52V136H55V137H52V138H50V141H48V142H45V140L43 141V139L42 140H40V141H38V140H36L35 139V134H33L32 132H31V129L30 128H27V127H29V126H27L26 125V123H25V125H26V131L28 132H26L25 131V133H27V135H29V138L30 139H32V140H36L37 141V147H38V153L41 155V156H43V160H45V167H43V168H41L40 170L41 171H45L44 173L43 172H41V173H43L44 174V176H43V174L42 175H40V176H38V179H39V181H40V184L42 183H44V185H41L42 187V189L40 188V191H41V195L43 196L42 198H40V199H44V201L47 203V205L49 204V206H47V207H50V210H48V212L50 213L48 216H50L51 218H53L54 220L55 219H58V220H60V219H63L64 217H63V215H65V212L68 214V212L66 211V207H70V205H72L73 203H76V201L78 202H80V201H82L81 200V198H80V196H81V194H82V191H83V189H85V186L87 185H89L88 183H90L92 180L90 179V178H93L92 176H91V174H92V172L95 170V168H92V167H90L91 166V164H92V159L94 158L95 159V157H97V155L98 156H100V157H102V156H104V155H106V157H108V155H110V154H112L113 152L114 153H116L117 154V156H120V155H122L123 154V152L125 153L124 154V156H121V160L119 159V158H117V156H116V158L117 159H119L120 161H126V159L128 158V157H130L132 154H134V153H132L134 150H137L138 148L140 149V147H142L143 146V144L144 143H148V144H154L155 146H154V152H156L157 154H161V153H159V152H162L163 154L162 155H164L165 156V162H161L160 164L158 163V164H156V166H152L153 168H151V167H147V166H145V167H147V168H145V167H143L142 168V166H144V164L141 166V168H142V171H143V169H145L143 172L147 175V177H151L152 176V180L154 179V176L155 175H153L154 173L156 174V173H164V174H166L168 177L167 178H169V182H168V186H167V188H166V190L165 191H162V194H159L158 192H156L155 190V192L154 191H152V194H150V195H152V196H148V198L149 197H152L151 199H152V201H153V203L154 202H156V200H155V198H153V197H156V195L158 196V197H156V198H159V200L161 199H163L164 200V205L166 206V208H167V212H166V214L164 213V210H166V208H162L163 209V212H161V213H163L162 214V216L159 214V212L157 213L158 215L156 216V213L155 212H153V216L155 217V219L154 218H152L155 222H154V224L152 223V226H154L155 228H153V230H149L148 232H147V234H146V236H145V234H144V236L143 237H145V244L146 245H144L145 247H141L142 249H139L138 251H137V253H135V254H133V255H119L118 257H113L112 259H109L108 258V256H107V258H105L106 257V254H105V257L103 258L102 256H100V255H102V253H99L98 255L100 256V258L98 257H94V258H90L89 260H81V259H77L79 256H75V254L74 253H76V255L78 254V252H74L75 250V246H72L73 244H71V248H73V247H75L74 249H70L69 250V248H70V242L68 241L69 240V238L71 237V235H69V234H67L66 235V237L65 238H63V244L65 245V249L66 248H68V249H66V251H63V253L65 252V255H64V257L62 258V260H61V262L60 263H58V264H216V263H214L213 261H211V257H209V256H203L202 254H201V252H204L205 250H206V248L208 247H210V245H209V243L207 244V243H202V244H199L198 246H196L195 244V246L194 245H192L193 243H191V242H193V241H191V239L193 240V239H196V238H198V237H196L195 236V234H197L196 233V229L197 228H199V227H197V228H195L196 226H195V222L194 223H192L193 225H190L189 223H190V219H192V218H190L189 220V223H188V225L187 224H185V223H187V220H185V219H183V217L185 216V215H187V213L188 214H190L189 213V211L192 213V211H197V210H200L201 209V207H200V205H202V207H203V205H206V198L205 199H203V198H201L202 199V201L201 202H199V204H197L196 205V207H197V209H195L196 207H195V205H194V208L192 207L193 206V204L195 203L194 201H193V203L191 202V199L192 200H195L196 198H200V197H203V196H205L206 194H204V190H206V189H204V188H206V187H202V188H199V190L197 189V183L198 184H200L199 182H202V181H204V180H206L205 178H203V177H205V174H206V169H204L203 167H201L200 166V168L199 167H196V166H194L193 164L192 165H189V163L191 162H194L193 160H196V161H198L203 155H207V153H209V152H213L214 150L216 151L221 145H224V141L226 140L225 138L221 141V140H217L218 142H216L217 144H219V142L221 143V144H219V145H217L216 143H215V145H217V147H216V149L214 148V146L215 145H213L212 143H214V142H212L211 143V141L207 138V136L205 137V134H206V132H207V128H209V125L211 126V125H213L214 124V122L213 123H211V121H210V123H209V118L208 119H203V120H201V122H196L195 124L196 125H193L192 123L193 122H195V121H193V119L191 120V113H190V106H191V104L193 103V101H192V99H193V97H195L196 95H195V93H194V95L192 96H190L191 98H188V96L189 95H187V93H191V92H189L190 91V87H189V89H187L186 91H187V93H186V96H185V94H184V92H183V94L181 93L182 91H180L179 90V87H180V85H181V81H182V83H183V81H185L183 78V80H179V79H177V80H179L180 81V83H179V81L176 83V84H174V86H176V87H170L171 89H170V91H171V93H173V89H174V92L175 93H173L172 95L174 96V97H171V98H174V100H173V104L171 105V106H173V109L171 108V106L168 104V106L167 107H169V110H167V109H163L164 107L165 108H167L166 106H164L163 108H162V104L164 105L165 103H164V99L162 98V95L163 94H166V92H165V90H163L164 88L163 87H156V88H161V89H159V90H157V91H155V89L153 90V88L154 87H152V89H151V91L153 90V92H150V89H149V91H147L148 89L145 87V85L143 84V82H138V81H136V83L138 84V86L136 85V83L134 84V83H132L131 81L132 80H130L129 78H127V74H129V72L128 71H130V74L129 75H133L134 76V74L135 73H131V72H134L135 70L137 71V69H139L140 70V66L138 67L137 66V64H139V65H141V61L143 60V58L142 57H144V56H148V50L149 49H153V47L154 46H156V45H154V44H151V47H152V45H153V47L152 48H149L148 50H147V45H145L146 43H145V41H143L145 38H143V40L141 39V38H139L137 35H136V33L133 31L134 29H128V31H127ZM129 28H130V26H129ZM78 29V28H77ZM76 29V30H77ZM86 29V28H85ZM97 29V28H96ZM99 29V28H98ZM123 29H124V27H123ZM156 29V28H155ZM167 29V28H166ZM169 29V28H168ZM66 30V29H65ZM100 30V29H99ZM145 30V29H144ZM175 30V29H174ZM36 31V30H35ZM53 32H54V30H52ZM72 30H70V32H71ZM82 31H84V30H82ZM177 31V30H176ZM188 31V30H187ZM67 32H68V30H67ZM66 32V33H67ZM73 32V31H72ZM76 32V31H75ZM75 32H73V33H75ZM86 32H88V31H86ZM142 33H143V31H141ZM148 32V31H147ZM186 32V31H185ZM55 33V32H54ZM61 33H63L62 31H61ZM69 33V32H68ZM67 33V34H68ZM72 33V34H73ZM84 33H85V31H84ZM93 33V32H92ZM100 33V32H99ZM169 33V32H168ZM174 33V32H173ZM173 33H172V35H173ZM57 34V33H56ZM89 34V33H88ZM88 34H86V37L88 36ZM94 34H96V33H94ZM165 34V33H164ZM171 34V33H170ZM187 34V33H186ZM93 35V34H92ZM97 35V34H96ZM112 35V34H111ZM149 35V34H148ZM64 36V35H63ZM66 36V35H65ZM69 36H70V33H69ZM89 36H91V35H89ZM99 36V35H98ZM101 36V35H100ZM180 36V35H179ZM71 37V36H70ZM75 37V36H74ZM80 37V36H79ZM84 37V36H83ZM85 37V38H86ZM102 37V36H101ZM168 37V36H167ZM63 38V37H62ZM78 38V37H77ZM97 38V37H96ZM114 38H116V37H114ZM166 38V37H165ZM189 37H187V39H188ZM5 39V40H6ZM25 39V38H24ZM63 39H65V38H63ZM88 39H89V37H88ZM94 39V38H93ZM150 39H152V38H150ZM62 40V39H61ZM73 40V39H72ZM71 40V41H72ZM90 40H92V39H90ZM95 40V42H97ZM113 40V39H112ZM162 40H164V39H162ZM176 40V39H175ZM186 40V39H185ZM63 41V40H62ZM148 41H150V40H148ZM153 41V40H152ZM159 41H161V40H159ZM166 41V40H165ZM67 42L68 41H66L65 42V45L67 44ZM74 42V41H73ZM76 42V41H75ZM94 42V41H93ZM94 42V43H95ZM163 43H164V41H162ZM167 42V41H166ZM169 42V41H168ZM178 42V41H177ZM176 42V43H177ZM181 42V41H180ZM178 43V44H181V43ZM188 42V41H187ZM79 43V42H78ZM116 43H118V42H115V44ZM149 43V42H148ZM213 43V42H212ZM23 44V43H22ZM69 44V43H68ZM96 44V43H95ZM121 44V43H120ZM156 44V43H155ZM183 44V43H182ZM185 44V43H184ZM118 44H116L115 46H117ZM169 45V44H168ZM86 46V45H85ZM149 46V45H148ZM66 47V46H65ZM157 47V46H156ZM155 47V48H156ZM159 47H161V46H158L157 47V49H159V51H160V49H162V48H159ZM169 47H170V45H169ZM189 47V46H188ZM87 48V47H86ZM167 49H168V46L166 47ZM185 48V47H184ZM66 49V48H65ZM196 49H198V47L196 48ZM70 50H71V48H70ZM86 50V49H85ZM172 50V49H171ZM189 50V49H188ZM209 50V49H208ZM207 50V51H208ZM73 51V50H72ZM87 51V50H86ZM92 51V50H91ZM120 51V50H119ZM124 51V50H123ZM158 51V50H157ZM158 51V52H159ZM193 51H195V50H193ZM198 51V50H197ZM7 52V53H6ZM9 52V53H8ZM115 52H118V53H116L115 54ZM125 52V51H124ZM161 53H162V51H160ZM170 52V51H169ZM71 52H68L67 53V63H70V64H72V67L73 66H75L76 68H78L79 66H81L82 68H83V66H82V64H84V63H80L79 61V63L81 64V65H79L76 61L78 60V57H76V55L75 56H72V54H70ZM83 53V52H82ZM86 53V52H85ZM151 53V52H150ZM153 53H154V51H153ZM184 53V52H183ZM201 53V52H200ZM205 53V52H204ZM206 53H208V52H206ZM218 53V52H217ZM8 54V57H6L5 55H7ZM65 54V53H64ZM80 54V53H79ZM95 54V55H94ZM158 54V53H157ZM175 54V53H174ZM187 54H188V52H187ZM193 54V53H192ZM202 54V53H201ZM150 55H152V54H150ZM149 55V56H150ZM156 55V54H155ZM154 55V56H155ZM164 54H162L161 55V58H162V56H163ZM184 55V54H183ZM198 55H199V53H198ZM204 55V54H203ZM78 56V55H77ZM81 56L82 55H79V57L81 58ZM122 56H123V58H122ZM149 56L147 57L149 60H150V58H149ZM179 56V55H178ZM185 56H186V54H185ZM2 57H4V58H2ZM90 57V56H89ZM121 57V58H120ZM151 57V56H150ZM156 57V56H155ZM154 57V58H155ZM157 57H159L160 58V56H157ZM156 57V59H159V58H157ZM205 57V56H204ZM208 57V56H207ZM12 58H10L11 60H12ZM86 58V57H85ZM91 58V57H90ZM153 58V59H154ZM160 58V59H161ZM181 58H182V56H181ZM189 58V57H188ZM191 58H193L194 59V57H191ZM196 58H198V57H196ZM3 59V60H2ZM55 59V58H54ZM89 59V58H88ZM175 59H177V57H175ZM175 59L173 60V62L175 61ZM207 59V58H206ZM205 59V60H206ZM6 60V59H5ZM59 60V59H58ZM80 60V59H79ZM85 60V59H84ZM87 60V59H86ZM91 60V59H90ZM89 60V61H90ZM141 60V61H140ZM167 60H168V58H167ZM192 60V59H191ZM202 60V59H201ZM200 60V61H201ZM221 60V59H220ZM10 61V60H9ZM15 61V60H14ZM82 61V60H81ZM144 61V60H143ZM142 61V62H143ZM146 61L147 60H145V63H146ZM183 62H184V60H182ZM182 61H178V62H180V64H181V62ZM193 61V60H192ZM204 61V60H203ZM64 62V61H63ZM83 62H85V61H83ZM88 62V61H87ZM139 62V63H138ZM155 62H158L157 60L155 61ZM160 62V61H159ZM175 62H177V61H175ZM175 62L173 63L174 65H177V64H175ZM1 63V62H0ZM26 63V62H25ZM58 63V62H57ZM86 63V62H85ZM152 63V62H151ZM154 63V62H153ZM170 63V62H169ZM206 63V62H205ZM219 62L217 61V64H218ZM3 64V63H2ZM19 64V63H18ZM54 64V63H53ZM143 64V63H142ZM157 64H160V63H157ZM163 64V63H162ZM167 64V63H166ZM184 64V63H183ZM195 64V63H194ZM200 64H202V62L200 63ZM229 64V63H228ZM1 65V64H0ZM11 67H10V66ZM13 65V64H12ZM15 65V64H14ZM85 65H84V67H85ZM179 65V64H178ZM189 65V64H188ZM221 65H223L224 66V64H221ZM23 66V65H22ZM57 66V65H56ZM66 66H68V64L66 65ZM66 66H65V68H66ZM94 66V67H93ZM168 65H166V67H167ZM181 67H182V64L180 65ZM198 66V65H197ZM203 66V65H202ZM211 66V65H210ZM218 66H219V64H218ZM230 66V65H229ZM19 67V66H18ZM33 67V66H32ZM55 67V66H54ZM70 66H68L67 68H69ZM136 67H137V69H136ZM172 67V66H171ZM180 67V68H181ZM220 67V66H219ZM16 68V67H15ZM24 68V67H23ZM60 68V67H59ZM66 68V69H67ZM82 68H81V70H82ZM86 68V67H85ZM160 68H162V67H160ZM174 68V67H173ZM177 68V67H176ZM20 69L21 68H19V71H20ZM27 69V68H26ZM26 69H24L25 71H26ZM56 69V68H55ZM61 69H64V68H61ZM71 69V68H70ZM124 69V71H123V74H124V72H125V74H124V76H123V74H121L122 73V70ZM145 69V68H144ZM162 69H164V68H162ZM166 69V68H165ZM179 69V68H178ZM186 69V68H185ZM230 69H232V68H230ZM23 70V69H22ZM73 70H75V68L73 69ZM78 70H79V68H78ZM85 70H86V72H85ZM125 70H127V71H125ZM143 70V69H142ZM171 70V69H170ZM189 70V69H188ZM34 71V70H33ZM93 71V72H92ZM98 72H99V69L97 70ZM121 71V72H120ZM160 71L161 70H159V73H160ZM190 71V70H189ZM227 71V70H226ZM10 72V73H9ZM23 72V71H22ZM53 72V71H52ZM55 72V71H54ZM79 72V71H78ZM127 72V73H126ZM150 73H151V70L149 71ZM167 72V71H166ZM181 72V71H180ZM207 72V71H206ZM210 72H212V71H210ZM234 72V71H233ZM48 73V72H47ZM64 73V72H63ZM73 73V72H72ZM86 73V74H85ZM162 73V72H161ZM163 73H165V72H163ZM190 73H191V71H190ZM194 73H196V71L194 72ZM194 73L192 74V75H194ZM208 73V72H207ZM213 73V72H212ZM217 73V72H216ZM14 74H15V72H14ZM22 74V73H21ZM136 74H137V72H136ZM135 74V75H136ZM145 74H146V72H145ZM144 73H143V75H145ZM166 74H168V73H166ZM180 74V73H179ZM178 74V75H179ZM187 74V73H186ZM48 75V74H47ZM73 75V74H72ZM79 75V76H80ZM102 75V76H103ZM105 75H107V76H105ZM142 74H140V76H141ZM148 75H150V74H148ZM152 75V74H151ZM173 75V74H172ZM191 75V76H192ZM205 75H206V73H205ZM213 75V74H212ZM211 75V76H212ZM220 75V74H219ZM222 75V74H221ZM16 76V75H15ZM25 76V75H24ZM29 76H30V73H29ZM35 76V75H34ZM52 76V75H51ZM87 76L90 78V81L89 82H87V79H89V78H87ZM132 76V77H133ZM195 76V75H194ZM210 76V77H211ZM17 77V76H16ZM56 77H57V75H56ZM56 77H55V79H56ZM74 77V76H73ZM129 77V76H128ZM145 77H147V76H145ZM152 77V76H151ZM177 77V76H176ZM21 78V77H20ZM52 78H53V76H52ZM52 78H51V80H52ZM67 78H69V79H67ZM100 78V79H99ZM127 78V79H126ZM141 78V77H140ZM140 78H138V79H140ZM144 78V77H143ZM153 78V77H152ZM156 78V77H155ZM161 78H163V75H162V77ZM172 78H174V77H172ZM178 78H179V76H178ZM197 78V77H196ZM226 78V77H225ZM18 79H19V75H18ZM22 79V78H21ZM28 79H30V78H28ZM34 79V78H33ZM60 79H61V77H60ZM63 79H65V80H63ZM126 79V80H125ZM130 80V82H129V80ZM145 79V78H144ZM150 79V78H149ZM187 79V78H186ZM198 79V78H197ZM211 79V78H210ZM24 80V79H23ZM45 80V79H44ZM50 80V81H51ZM99 80V81H98ZM108 80V81H107ZM128 80V81H127ZM143 80V79H142ZM165 80V79H164ZM200 80V79H199ZM226 80V79H225ZM224 80V81H225ZM19 81V80H18ZM28 81V80H27ZM27 81H25V82H27ZM35 81V80H34ZM39 81V80H38ZM71 81V82H70ZM100 82V83H98V85H100V88L97 86L96 87V91H97V88H98V92H95V96H94V92L92 93V96H90L91 95V92L90 93H88L89 91H88V89L87 88H89V87H92L91 85H95L96 86V83L95 82ZM107 83H106V82ZM135 81V80H134ZM139 81H141V79L139 80ZM145 81V80H144ZM148 81V80H147ZM155 81H157L156 79H155ZM188 81H190V79L188 78ZM193 82H194V80H192ZM191 81V82H192ZM223 81V82H224ZM16 82H17V80H16ZM37 82V81H36ZM35 82V83H36ZM44 82V81H43ZM48 82V81H47ZM52 82V81H51ZM146 82V81H145ZM151 82H152V80H151ZM166 82V81H165ZM195 82H198V80L197 81H195ZM194 82V83H195ZM200 82V81H199ZM236 82V81H235ZM240 82V81H239ZM19 83L21 84L22 82H21V80L19 81ZM31 83H32V79H31ZM88 83H90V85H88ZM109 83V84H108ZM139 83H140V85H139ZM156 83V82H155ZM162 83H164V82H162ZM167 83V82H166ZM166 83H164V84H166ZM213 83V82H212ZM220 83V82H219ZM228 83H229V81H228ZM141 84H143L142 86H141ZM146 84V83H145ZM147 84H149V83H147ZM146 84V85H147ZM163 84V85H164ZM190 84V83H189ZM188 83H186V82H184V84H182L181 86H185L186 87V85H189ZM216 84V83H215ZM215 84H213L214 86H215ZM223 84V83H222ZM225 84V83H224ZM41 85H42V83H41ZM44 85V84H43ZM42 85V86H43ZM50 85V84H49ZM151 85V84H150ZM149 85V86H150ZM154 85V84H153ZM173 84L171 83V86H172ZM179 85V87H177ZM202 85V84H201ZM230 85H231V83H230ZM21 86H22V84H21ZM28 86V85H27ZM44 86H46V85H44ZM81 86H82V89H81ZM87 86H89V87H87ZM139 86L140 87H145L144 88V90H142L143 88H139ZM157 86H162V84L161 85H157ZM206 86V85H205ZM211 86V85H210ZM219 86V88H220V84L218 85ZM24 87V86H23ZM32 87V86H31ZM41 87V86H40ZM39 87V88H40ZM55 87V88H54ZM85 87H86V90H85ZM167 87V86H166ZM165 87V88H166ZM192 87V86H191ZM198 87H200V86H198ZM207 87V86H206ZM222 87H223V85H222ZM222 87H221V89H222ZM226 88L228 87L227 85L225 86ZM38 88V87H37ZM48 88V87H47ZM70 89L68 92L70 93V95H72V93H74V94H76L78 97V102H76V101H74V104L72 103V99L71 98H68V97H70V95H69V93L68 92H64V96H65V93L67 94L68 93V97H60V92L61 91H65V90H63V89ZM94 88V87H93ZM92 88V89H93ZM163 88V89H162ZM218 88V91L220 90ZM224 88V87H223ZM24 89V88H23ZM41 89V88H40ZM147 89V90H146ZM192 89H193V87H192ZM209 89V88H208ZM213 89V88H212ZM212 89H211V91H212ZM225 89V88H224ZM224 89H222V91L224 90ZM30 90V89H29ZM32 90V89H31ZM33 90H36V88L34 87V89ZM42 90V89H41ZM40 90V91H41ZM44 90V89H43ZM49 90V89H48ZM81 90H83V91H81ZM95 90V89H94ZM185 90V89H184ZM197 90H202V89H199V88H197ZM205 90V89H204ZM226 90V89H225ZM236 90H238V89H236ZM18 91V92H17ZM73 91V92H72ZM85 91H88V92H86V95H85ZM93 91V90H92ZM162 91H164V93L162 92ZM168 91V90H167ZM214 91H217V90H214ZM213 91V92H214ZM217 91V92H218ZM230 91V90H229ZM23 92V95H25V93H24V90L22 91ZM27 92H29V91H27ZM49 92V91H48ZM72 92V93H71ZM76 92V93H75ZM81 92H82V94H81ZM162 92V93H161ZM217 92H215L216 94H217ZM219 92H221V91H219ZM218 92V93H219ZM2 93V92H1ZM33 93V92H32ZM62 93V92H61ZM200 93V92H199ZM229 93V92H228ZM236 93V92H235ZM235 93H234V95H235ZM37 94H40V92L39 93H37ZM73 94V95H74ZM80 94V95H79ZM87 94H89V95H87ZM196 94H198V93H196ZM224 94H226L225 92H224ZM229 94H231V99H232V96H234V95H232L233 93H229ZM228 94V95H229ZM31 95H33V94H31ZM41 95H43V94H41ZM212 95H214V93L213 94H210L209 95V98H211V96ZM220 95V94H219ZM238 95H239V93H238ZM22 96V97H21ZM62 96V95H61ZM215 96V95H214ZM226 96V100L228 99L227 97H229V96H227V95H225ZM24 97V98H23ZM26 97H27V95H26ZM30 97H32V96H30ZM41 97V96H40ZM44 97H45V95H44ZM43 97V98H44ZM72 97V96H71ZM76 97V96H75ZM92 97V98H91ZM197 97V96H196ZM199 97V96H198ZM197 97V98H198ZM202 97V96H201ZM208 97V96H207ZM238 97V96H237ZM73 98V97H72ZM171 98L169 99V97H168V99L169 100H171ZM197 98H194L195 100L197 99ZM218 98V97H217ZM245 98V97H244ZM39 99V98H38ZM193 99V100H194ZM213 99V101H215L216 100V98L215 97H213L212 98ZM211 99V100H212ZM215 99V100H214ZM224 100H225V98H223ZM239 99H241V97H239ZM11 100V101H12ZM157 102V109H155L156 108V102ZM163 100V101H162ZM199 100H200V98L198 99V102H199ZM202 100V99H201ZM236 99H234V100H230V98H229V100H227V101H231L232 103H233V101H235ZM244 100V99H243ZM1 101V100H0ZM31 102V104H30V102ZM37 101V100H36ZM197 101V100H196ZM195 101V102H196ZM212 101V102H213ZM217 102L219 101V100H216ZM226 101V102H227ZM237 101V100H236ZM236 101H235V104H236ZM3 102V101H2ZM76 102V103H75ZM158 102H163L162 104H160V103H158ZM224 101H221V105H223L222 103H223ZM241 102H242V100H241ZM246 102V101H245ZM11 103V102H10ZM36 103V102H35ZM45 103V102H44ZM155 103V104H154ZM203 103V102H202ZM210 103V102H209ZM216 103V102H215ZM239 103H240V101H239ZM242 103H244V102H242ZM7 104V103H6ZM14 104V105H15ZM45 104H47V103H45ZM178 106V108H176L175 109V106L176 105ZM195 104V103H194ZM194 104H192V105H194ZM229 104V103H228ZM235 104H232V106H234ZM12 105V104H11ZM13 105V106H14ZM32 107V109L30 108V106ZM95 105H99V111H97V114H95V111H93L92 109V107L94 106V108H95ZM159 105V106H158ZM224 105H226L225 103H224ZM238 105V104H237ZM45 106V105H44ZM139 106V107H138ZM140 106H142V107H140ZM144 106V107H143ZM145 106L147 107V109L146 110H148L149 111V109L151 108V107H155L154 109L156 110L155 112H153V110L152 111H150L151 113H153V114H157V115H155V116H153V114H152V118H153V121L152 122H154V124H156V123H158L160 126V128H161V132H159V130H158V132H156V129H157V127H158V124H156L155 125V131L154 132H156V133H154V132H152L153 134H156V135H153L152 134V136H155V138L154 137H152V139L154 138V140H146L145 142H143L144 140V138L142 139L141 138V140L139 141L138 140V138L135 140V139H133L134 137H131V139L129 140V138H128V142H129V145H130V143H131V141H132V139L133 140H135V143H133V145H131V147L130 146H128V144H127V146H128V148H126V147H124V149L126 150H132L131 152H127V151H122V153H120V152H118V153H120V155L117 153V151H121L122 150V148L121 147H119V144H124L125 143V141L127 142V140H125V141H123L122 142V135L121 134H119L120 133V129L122 128V130H129V128H127V126H126V128L125 129H123V127H121L120 128V124L118 123V122H120L121 120H122V122H124L123 120H125V119H127V122L128 121H132V122H128V123H131V125L133 126V128H135V129H133L132 128V126L130 125V124H128V125H130L131 126V128L134 130V132H136L137 131V133H139L138 132V129L139 130H143V129H140V126L139 125H144L143 127H145V125L147 124V122H146V118L145 119H143L144 117L143 116H141L140 114L138 115L137 114V111L139 112V110H138V108L139 109H142V108H145ZM150 106V107H149ZM207 106V105H206ZM239 106V105H238ZM11 107V106H10ZM37 107V106H36ZM138 107V108H137ZM159 107V108H158ZM161 107V108H160ZM197 107H198V105H197ZM219 107H220V104H219ZM240 107V106H239ZM244 107H245V105H244ZM14 107H12V109H13ZM137 108V109H136ZM199 108V107H198ZM205 108H207V107H205ZM235 108V107H234ZM238 108V107H237ZM246 108V107H245ZM15 109V108H14ZM50 109V108H49ZM161 109H163L164 111L165 110H167L165 113H168L170 110H172V111H170V113H171V116H169V117H172L171 118V122L169 121V122H164L160 117H162L161 115H162V113H163V111L161 110ZM193 109V108H192ZM196 109V108H195ZM201 109V108H200ZM200 109H198V112H199V110ZM247 109V108H246ZM11 110V109H10ZM32 110H33V112H32ZM65 110V111H66ZM151 110V109H150ZM205 110V109H204ZM207 110L209 111L210 109H208L207 108ZM206 110V111H207ZM217 110V109H216ZM237 110V109H236ZM6 111V110H5ZM93 111V112H92ZM141 111V110H140ZM144 111H145V109H144ZM158 111H159V113L161 112V114H158ZM205 111V112H206ZM211 111V110H210ZM62 112V111H61ZM71 112V113H72ZM143 112V111H142ZM213 112V111H212ZM34 113V114H33ZM58 113V114H57ZM63 113H64V111H63ZM69 113H67V115L69 114ZM94 113V114H93ZM144 113V112H143ZM194 113V112H193ZM246 113V112H245ZM247 113H248V111H247ZM246 113V114H247ZM12 114V113H11ZM121 114H123V115H121ZM138 116H137V115ZM145 114L147 115V116H149V113H147V112H145ZM144 114V115H145ZM169 114V113H168ZM213 114V113H212ZM6 115V114H5ZM29 115V116H28ZM66 115V114H65ZM73 115V114H72ZM72 115H70V117H72ZM158 115H160V117H159V119H157L156 120V117L158 116ZM214 115V114H213ZM120 116H122V117H120ZM139 116H141V117H139ZM163 116H164V113H163ZM194 116V115H193ZM235 116H237V115H235ZM244 116V115H243ZM10 117V116H9ZM33 117H31V119H30V121L32 120V118ZM40 117V116H39ZM69 117V116H68ZM195 117H197V116H195ZM213 117H215V116H212L211 115V118L210 119H212ZM233 117V116H232ZM231 117V118H232ZM241 117H242V115H241ZM251 117V116H250ZM253 117V116H252ZM6 118V117H5ZM123 118V119H122ZM147 118H149V117H147ZM151 118V119H152ZM155 118V119H154ZM158 118V117H157ZM218 118V117H217ZM240 118V117H239ZM245 118H246V116H245ZM29 119V118H28ZM65 119H67V118H65ZM64 119V120H65ZM71 119V118H70ZM70 119H68L69 121H70ZM74 119V118H73ZM170 119V118H169ZM215 119V118H214ZM234 119V118H233ZM247 119V118H246ZM246 119H245V121H246ZM250 119V118H249ZM248 119V120H249ZM251 119H253V118H251ZM13 120V119H12ZM144 122L145 121V123H141L142 121ZM204 120H207V121H204ZM222 120H224V119H222ZM238 120V119H237ZM14 121H12V123L14 122ZM66 121V120H65ZM64 121V122H65ZM69 121H67V123L69 122ZM72 121V120H71ZM70 121V122H71ZM126 121V120H125ZM134 121H135V124H134ZM138 121H140L139 123H137ZM151 121H150V123H151ZM157 121V122H156ZM2 122V121H1ZM41 122H39V123H41ZM73 122V121H72ZM224 122H226V120L224 121ZM223 122V123H224ZM236 122V121H235ZM11 123V122H10ZM35 123H36V121H35ZM63 123V122H62ZM61 123V124H62ZM133 123V124H132ZM150 123H148V124H150ZM192 124V125H190V124ZM226 123H228V120H227V122ZM226 123H224V124H226ZM231 123V122H230ZM234 123V122H233ZM243 123V121L241 122V124ZM16 124V123H15ZM117 124H118V126H117ZM124 124V123H123ZM123 124H122V126H123ZM153 124V125H154ZM215 124H217L216 122H215ZM240 124V123H239ZM10 125V124H9ZM152 125V124H151ZM228 125H229V123H228ZM231 125H233V124H230V126ZM3 126V125H2ZM34 125L32 124V127H33ZM41 126V125H40ZM57 126V127H56ZM61 126V125H60ZM69 126V127H70ZM78 126V127H77ZM147 126V125H146ZM246 126V125H245ZM23 127V126H22ZM35 127V126H34ZM137 127H139V128H137ZM214 127V126H213ZM212 127V128H213ZM216 127V126H215ZM248 127V126H247ZM25 128V127H24ZM35 128H37V127H35ZM137 128V129H136ZM141 128H142V126H141ZM226 128V127H225ZM4 129V128H3ZM9 129V128H8ZM12 129V128H11ZM146 129H147V127H146ZM192 129V130H191ZM205 129V130H204ZM246 129V128H245ZM244 129V130H245ZM250 129V128H249ZM33 130H34V128H33ZM79 130V131H78ZM127 130V131H128ZM136 130V131H135ZM209 130H212L211 129V127L209 128ZM4 131V130H3ZM7 131V130H6ZM15 131V130H14ZM70 131V132H69ZM74 131V130H73ZM126 131V132H127ZM131 131V130H130ZM143 131H145V129L143 130ZM151 131V130H150ZM204 131H205V134H204ZM242 130H240L239 132L240 133H242V132H244V131H242ZM34 132H35V130H34ZM54 132H57V131H54ZM59 132V131H58ZM58 132L56 133V134H58ZM125 132V133H126ZM147 132V131H146ZM146 132H143V133H145L146 134ZM148 132H149V129H148ZM210 132V131H209ZM208 132V133H209ZM247 132V131H246ZM251 132V131H250ZM36 134L38 133V132H35ZM72 133V135H74V137L75 138H72L73 140H71L70 141V139L69 138H71L72 137V135H70V134ZM122 133V132H121ZM124 132L122 133V134H125ZM128 133H130V132H128ZM141 133H142V131H141ZM141 133H140V135H141ZM157 133H160V134H158L157 135ZM162 133H164L163 134V136L166 138V140H165V143L164 142H162L161 140H162V138H163V136L161 135ZM55 134V133H54ZM131 134H133V133H131ZM247 134H251V133H247ZM246 134V135H247ZM4 135H6V133L4 134ZM78 135H79V138H77L78 137ZM127 135V134H126ZM126 135H124V136H126ZM130 135V134H129ZM148 135H150V133L148 134ZM232 135V134H231ZM231 135H230V137H231ZM1 136V135H0ZM71 136V137H70ZM134 136V135H133ZM142 136V135H141ZM144 136V135H143ZM151 136V135H150ZM150 136H148L149 138H150ZM159 136H161V137H159ZM211 136V135H210ZM227 136V135H226ZM229 136V135H228ZM238 136V135H237ZM242 136V135H241ZM253 136V135H252ZM64 137H65V139H64ZM97 137V138H96ZM135 137H136V134H135ZM157 137V138H156ZM212 137V136H211ZM230 137H227L228 139L230 138ZM13 138V137H12ZM18 138V137H17ZM122 139V140H119V139ZM126 139H127V137H125ZM145 138H146V136H145ZM159 138H161V139H159ZM244 138H245V135H244ZM2 139V138H1ZM64 139V140H63ZM77 139H80L81 140V142H80V140H78L79 142V145H78V147H79V149H78V147L76 146L77 145V141L75 142V140ZM160 140V141H158V140ZM219 139V138H218ZM228 139H227V141H228ZM233 139H234V134H233ZM243 139V138H242ZM241 139V140H242ZM213 140H215V139H213ZM231 140V139H230ZM11 141V140H10ZM43 141V142H42ZM60 141V142H59ZM69 141V142H68ZM45 142V143H44ZM74 143L75 142V146H76V150L72 147V146H74L73 144H70V143ZM127 142V143H128ZM133 142V141H132ZM157 142V143H156ZM158 142H161V143H158ZM231 142H232V140H231ZM235 142V141H234ZM81 143V144H80ZM164 143V144H163ZM223 143V144H222ZM226 143V142H225ZM239 143H240V140H239ZM9 144V143H8ZM18 144H19V142H18ZM35 144V143H34ZM132 144V143H131ZM152 144V145H153ZM228 144H229V142L227 143V144H225L224 146H225V148H226V145L228 146ZM231 144V143H230ZM229 144V145H230ZM56 145V146H55ZM84 145V150H82L81 151V148L83 149V146ZM162 145H163V147H164V149H166V151L164 152V150L161 148V149H158L157 151H156V149H157V146L160 148V147H162ZM5 146V145H4ZM13 146V145H12ZM80 146H81V148H80ZM219 146V147H218ZM223 146V147H224ZM233 146H236V144L235 145H233ZM31 147H32V145H31ZM22 148V147H21ZM20 148V149H21ZM30 148V147H29ZM73 148V149H72ZM220 148H222V146L220 147ZM219 148V149H220ZM229 148H230V150L233 148L232 146L230 147L229 146ZM14 149V148H13ZM19 149V150H20ZM27 149H28V147H27ZM86 149V150H85ZM78 150H80V151H78ZM128 150V151H129ZM159 150H162V151H159ZM222 150V149H221ZM219 151V152H222V151ZM223 150H224V148H223ZM9 151V150H8ZM159 151V152H158ZM215 151L213 152V156H216L217 154H214L215 153ZM238 151V150H237ZM240 151H241V149H240ZM243 151V150H242ZM240 152L241 153V155L243 154V152ZM12 152V151H11ZM22 152V151H21ZM30 152V151H29ZM29 152H26V153H29ZM134 152H136V151H134ZM154 152H152V153H154ZM7 154H8V152H6ZM25 153V152H24ZM23 153V154H24ZM114 153L112 154V155H110V156H113L114 155ZM131 153V154H130ZM155 153V154H156ZM218 153V152H217ZM0 154H1V152H0ZM2 154H3V152H2ZM6 154V155H7ZM156 154V155H157ZM210 154V153H209ZM222 154V156L221 157H223L224 156V154L225 153H221ZM220 154V155H221ZM232 154H233V152H232ZM251 154V153H250ZM4 155V154H3ZM3 155H2V159H0V160H3ZM9 155V154H8ZM26 155V154H25ZM24 155V156H25ZM212 155H210V156H212ZM219 155V154H218ZM219 155V156H220ZM234 155V154H233ZM236 155V154H235ZM239 155V154H238ZM244 155V154H243ZM242 155V156H243ZM252 155V154H251ZM14 157H15V155H13ZM133 156V155H132ZM136 156V155H135ZM225 156H226V154H225ZM237 156V155H236ZM241 156V157H242ZM7 157V156H6ZM5 157V158H6ZM26 157V156H25ZM99 157V158H100ZM138 157V156H137ZM153 157H155L154 155H153ZM221 157H219V158H221ZM240 157V156H239ZM244 157V156H243ZM247 157V156H246ZM245 157V158H246ZM253 158H252V164H255V162L257 161V159L255 160V157L254 156H252ZM7 158H9V157H7ZM17 158V157H16ZM15 158V159H16ZM98 158V159H99ZM131 158H133V157H131ZM131 158H128V159H131ZM139 158V157H138ZM137 158V159H138ZM141 158V157H140ZM204 158V157H203ZM202 158V159H203ZM225 158V157H224ZM222 159V160H226V159ZM230 158V157H229ZM228 158V159H229ZM30 159V158H29ZM103 159V158H102ZM108 159V158H107ZM134 160L136 159V158H133ZM232 159V158H231ZM236 159H237V157H236ZM5 160H8V159H5ZM27 160H28V155H27ZM112 160V159H111ZM116 160V159H115ZM119 160H116L117 162H115L116 164H114V166L116 165V167L118 166V167H122V165H118V164H122V162H119ZM142 160V159H141ZM153 160V159H152ZM210 160V159H209ZM208 160V161H209ZM212 160H214V159H212ZM24 161V160H23ZM94 161V160H93ZM103 161V160H102ZM131 161H132V159H131ZM143 161V160H142ZM211 161V160H210ZM215 161V160H214ZM228 161H231L232 162V160H228ZM238 161H241L240 160V158L238 159ZM246 161V160H245ZM244 160H243V162H245ZM4 162V161H3ZM2 162V163H3ZM6 162V161H5ZM4 162V163H5ZM19 162V161H18ZM22 162V161H21ZM43 162V161H42ZM99 162V161H98ZM113 162V163H114ZM127 162V161H126ZM126 162L124 163V166L123 167H125L126 166ZM149 162V161H148ZM155 162V161H154ZM160 162V161H159ZM205 162V161H204ZM236 162H237V160H236ZM243 162H238L239 164H241L242 163V165H240L241 167H238L239 166V164L236 166V163H235V167H237V169L238 170H236V168H234L235 169V173H237V174H234L233 173V177L235 178H233V177H231L230 179H232L233 178V183L232 184H234V182H235V184H236V186L238 185V186H243V188L245 189H242L243 191H245L246 192V190H249L248 188V186L250 185V184H252V181H256V179L255 178H253V180L251 179L252 178V176L253 175H255V174H253V175H248V174H244V173H242V170H243V165H245V163H243ZM251 162V161H250ZM9 163H10V161H9ZM106 163V162H105ZM111 163V162H110ZM118 163V164H117ZM153 163V162H152ZM194 163H196V162H194ZM258 161L256 162V166H258ZM1 164V163H0ZM8 164V163H7ZM11 164V163H10ZM63 164H65L64 166H63ZM96 164V163H95ZM146 164V163H145ZM187 164L189 165V166H187ZM197 164V163H196ZM213 163H211V165H212ZM215 164V163H214ZM233 164V163H232ZM248 164V163H247ZM251 164V165H252ZM2 165V164H1ZM15 165V164H14ZM24 165V164H23ZM46 165H47V167L48 168H46ZM97 165H100V163H98ZM112 165V164H111ZM149 165V164H148ZM205 165H206V163H205ZM207 165H208V163H207ZM3 166H6L5 164L3 165ZM11 166V165H10ZM17 166H19V165H17ZM104 166V165H103ZM114 166H113V168H114ZM128 166V165H127ZM213 166V165H212ZM215 166H216V164H215ZM243 166V167H242ZM255 166V165H254ZM254 166H253V169H255V168H257V167H255L254 168ZM7 167H9V166H7ZM25 167H26V165H25ZM107 167H109L110 169H112V170H114L112 167H110L109 166V164L107 165ZM122 167V169H124ZM137 167H138V165H137ZM195 167V168H194ZM208 167V166H207ZM252 167V166H251ZM1 168H2V166H1ZM0 168V169H1ZM5 168V167H4ZM3 168V169H4ZM11 168V167H10ZM20 168V167H19ZM22 168V167H21ZM103 168V167H102ZM149 168V170H147ZM194 168V169H193ZM219 168V167H218ZM225 168V167H224ZM239 168H240V170H239ZM14 169V168H13ZM43 169V170H42ZM109 169V170H110ZM128 169H129V167H128ZM137 169V168H136ZM140 169V168H139ZM201 169H203V170H201ZM215 169V168H214ZM232 169V168H231ZM258 169V168H257ZM7 170V169H6ZM5 169H4V171H6ZM18 170V169H17ZM98 170V169H97ZM100 170V169H99ZM115 170H116V168H115ZM119 170V169H118ZM206 171L205 172V174H204V172H202V176L200 175V172L201 171ZM224 170V169H223ZM259 171H260V169H258ZM262 170V169H261ZM33 171V170H32ZM46 171H49V172H47L48 173V175L46 174L45 175V173H46ZM96 171V170H95ZM94 171V173H96V172H98V171H96L95 172ZM120 171V170H119ZM122 171V170H121ZM120 171V172H121ZM127 171V170H126ZM129 171V170H128ZM132 171H135L134 169L133 170H131V172ZM141 171V170H140ZM139 171V172H140ZM146 171V172H145ZM200 171V172H199ZM221 171V170H220ZM239 171V172H238ZM19 172V171H18ZM28 172H30V171H28ZM99 172H102L101 170L99 171ZM98 172V174H100ZM112 172V171H111ZM115 172V171H114ZM114 172H112V173H110V172H108L109 174L108 175H110L108 178L106 177V176H108V175H105L104 173V175H105V177L107 178L106 180L107 181H109L111 178V175L112 174H114ZM118 171H116L115 173H117ZM143 172H141V174H143ZM208 172H209V170H208ZM231 172V171H230ZM234 172V171H233ZM253 172L254 173H257L256 172V170L254 171L253 170ZM252 172V173H253ZM6 173V172H5ZM31 173H33V172H31ZM93 173V174H94ZM119 173V172H118ZM128 173V172H127ZM132 173H134V172H132ZM136 173V175H137V171L135 172ZM215 173V172H214ZM222 173V172H221ZM263 173V172H262ZM262 173H258V174H262ZM24 174V173H23ZM40 174V173H39ZM102 173H101V176L103 175ZM106 174H107V172H106ZM130 174V173H129ZM145 174H144V176H145ZM179 174V175H178ZM216 174V173H215ZM226 174H227V172H226ZM256 175L257 177L259 176V175ZM13 175H15V174H13ZM133 175V174H132ZM151 175V176H150ZM157 175V174H156ZM204 175V176H203ZM209 174H206V176H208ZM210 175H212V174H210ZM5 176H7V177H5ZM4 176V178H2V180H6L7 178L8 179H10L8 176H10L9 174L7 175V173H6V175ZM30 176V175H29ZM35 176H36V173H35ZM51 176L52 177H56V178H58L57 179V181H54L53 179H51L52 181H54L55 182V184L54 183H52L51 182V180L49 179V178H51ZM113 176V175H112ZM128 176V175H127ZM131 176V175H130ZM141 176V175H140ZM214 176V175H213ZM216 176V175H215ZM229 176V175H228ZM22 177V176H21ZM31 177V176H30ZM95 177H98V175L97 174H95ZM94 177V178H95ZM100 177V176H99ZM136 177V176H135ZM138 177V176H137ZM209 177H211V176H209ZM251 177V178H250ZM254 177V176H253ZM103 178H104V176H103ZM102 178V179H103ZM126 178V177H125ZM134 178V177H133ZM139 178V177H138ZM142 178H143V176H142ZM156 178V177H155ZM206 178H208V177H206ZM225 178V177H224ZM259 178H261V177H259ZM6 180V181H13V178L12 179H10V180ZM19 179V178H18ZM37 179V178H36ZM38 179H37V181H38ZM49 179V180H48ZM101 179V178H100ZM105 179V178H104ZM103 179V180H104ZM145 179H147V178H145ZM150 179V178H149ZM148 179V180H149ZM204 179V180H203ZM262 179V178H261ZM25 180V179H24ZM31 180V179H30ZM29 180V181H30ZM46 180H48V181H46ZM113 180V179H112ZM129 180V179H128ZM131 180V179H130ZM135 180V179H134ZM139 180V179H138ZM138 180H136V181H138ZM252 180V181H251ZM1 181V180H0ZM3 181V182H4ZM20 181V180H19ZM23 181V180H22ZM36 181V182H37ZM39 181L37 182V184H39ZM95 181H96V178H95ZM95 181H93V185H92V187H95V184L96 183H94ZM97 181H98V178H97ZM194 181H197V183L196 182H194ZM208 181V180H207ZM251 181V182H250ZM27 182V181H26ZM32 182V181H31ZM30 182V183H31ZM112 182V181H111ZM110 182V183H111ZM120 182V181H119ZM123 182V181H122ZM129 182V181H128ZM143 182V181H142ZM146 182V181H145ZM229 182V181H228ZM227 182V185L231 182H229L228 183ZM7 183V182H6ZM9 183V182H8ZM33 183V182H32ZM100 183V181H98V183L97 184H99ZM103 183H105V182H103ZM102 183V184H103ZM118 183V182H117ZM126 183V182H125ZM193 183V184H192ZM206 183V182H205ZM207 183H209V181L207 182ZM206 183V184H207ZM3 183H1V185H2ZM18 184V183H17ZM36 184V183H35ZM36 184V185H37ZM39 184V185H40ZM83 184H86V185H84L83 186ZM106 184V183H105ZM124 184V183H123ZM128 184V183H127ZM139 184V183H138ZM137 184V185H138ZM234 184V185H235ZM249 184V185H248ZM11 185V184H10ZM100 185V184H99ZM129 185V184H128ZM141 185V184H140ZM139 185V186H140ZM196 185V187H194V186ZM222 185V184H221ZM224 185V184H223ZM247 185V186H246ZM256 185V184H255ZM258 185V184H257ZM259 185H260V183H259ZM34 186V185H33ZM86 186V187H87ZM136 186V185H135ZM147 186V185H146ZM191 186H192V188L193 189H191ZM233 186V185H232ZM247 188H246V187ZM251 186H253V185H251ZM21 187V186H20ZM91 187V186H90ZM91 187V188H92ZM96 187H97V185H96ZM144 187H145V184H144ZM154 187V186H153ZM152 187V188H153ZM230 187V186H229ZM241 187H239L240 189H241ZM24 188V187H23ZM33 188V187H32ZM152 188H149L150 190L152 189ZM231 188V187H230ZM234 188V187H233ZM37 189H39V188H36L35 190H37ZM88 189H90V188H88ZM147 189V188H146ZM194 190V189H196V190H194V191H198V193H202V194H204V195H202V196H200V197H196V194H197V196H199L198 195V193L197 192H195V193H193V191L191 192V190ZM201 189H202V191L203 192H201ZM253 190H254V186H253V188H252ZM252 190V191H253ZM40 191L38 190V193L40 194ZM94 191V190H93ZM210 191H211V189H210ZM213 191V190H212ZM215 191V190H214ZM213 191V192H214ZM216 191H218V189H216ZM231 191V190H230ZM232 191H234L233 189H232ZM237 191H238V189H237ZM262 191H263V188H262ZM261 191V192H262ZM17 192V191H16ZM20 192V191H19ZM34 192V191H33ZM125 192V191H124ZM133 192H135V191H133ZM132 192V193H133ZM219 192V191H218ZM221 192V191H220ZM148 193H151V191L150 192H148ZM158 193V194H157ZM191 193H193L195 196H191ZM208 193V192H207ZM211 193V192H210ZM3 196H4V194L3 193H1ZM10 194V193H9ZM106 194H109V193H106ZM121 194V193H120ZM131 194V193H130ZM146 194V193H145ZM154 194H155V196H154ZM225 194V193H224ZM1 195V196H2ZM7 195V194H6ZM40 195V196H41ZM105 195V194H104ZM135 195V194H134ZM159 195L161 196V198L159 197ZM219 195H220V193H219ZM39 196V197H40ZM103 196V195H102ZM106 196V195H105ZM112 196V195H111ZM122 196H123V194H122ZM130 196V195H129ZM132 196V195H131ZM136 196H138V195H136ZM136 196H134L135 198H136ZM163 196V197H162ZM208 196V195H207ZM247 196V195H246ZM258 196V195H257ZM262 196V195H261ZM7 197H9L8 195H7ZM13 197V196H12ZM82 197V196H81ZM108 197V196H107ZM107 197H105L106 199H108ZM125 197V196H124ZM191 197V198H190ZM220 197V196H219ZM224 197V196H223ZM263 197V196H262ZM261 197V198H262ZM3 198V197H2ZM101 198V197H100ZM193 198H195V199H193ZM213 198H215V197H213L212 196V199L211 200H213ZM190 199V200H189ZM198 199H196L195 201H196V203L198 202ZM200 199V200H201ZM210 199V198H209ZM104 200V199H103ZM110 200V199H109ZM123 200V199H122ZM125 200V199H124ZM130 200V199H129ZM205 200V201H204ZM216 200L217 199H215V200H213V201H210V202H212V203H210L211 204V206L213 207V204L214 203H216ZM228 200V199H227ZM263 200V201H262ZM260 199V200H258L259 202H264V199ZM8 201V200H7ZM43 201V200H42ZM43 201V202H44ZM108 201V200H107ZM142 201V200H141ZM148 201V200H147ZM146 201V202H147ZM150 201V200H149ZM158 201V200H157ZM92 202V201H91ZM105 202H106V200H105ZM126 202V201H125ZM137 202V201H136ZM136 202H134L135 204H136ZM139 202V201H138ZM163 201H161L160 203H162ZM189 202H191V203H189ZM203 202V203H202ZM229 202V201H228ZM253 202V201H252ZM85 203V202H84ZM89 203V202H88ZM93 203V202H92ZM97 203V202H96ZM103 203V202H102ZM159 203V202H158ZM157 203V204H158ZM58 204H60L61 206H62V208H61V210L58 212V210H57V207H56V205H58ZM100 204V203H99ZM120 204V203H119ZM127 204V203H126ZM134 204V205H135ZM142 204V203H141ZM143 204H144V202H143ZM209 204V203H208ZM210 204L208 205V206H204L203 208H202V210L204 209V208H206L207 209V211L204 209L203 210V212H206V213H208L209 211L208 210H212V207L211 208H209L210 207ZM232 204V203H231ZM261 204V203H260ZM43 205V204H42ZM90 205H91V203H90ZM94 205V204H93ZM97 205V204H96ZM106 205V204H105ZM107 205H108V203H107ZM114 205V204H113ZM124 205V204H123ZM129 205H132L131 203L129 204ZM140 205V204H139ZM139 205H137V206H139ZM151 205V204H150ZM160 204H158V206H159ZM164 205H160L161 207H164ZM218 205V204H217ZM101 206V205H100ZM152 206H153V204H152ZM199 206V207H198ZM234 206H236V205H234ZM30 207V206H29ZM110 207V206H109ZM127 207V206H126ZM135 207H136V205H135ZM154 207H155V203H154ZM154 207H147L148 209H149V211H150V208H151V210H152V208H154ZM160 207V208H161ZM187 207H192L190 210H188L187 211V213H185L186 212V210H187ZM209 209H208V208ZM45 208V207H44ZM137 208V207H136ZM146 208V207H145ZM144 208V209H145ZM155 208H158L157 206L155 207ZM198 208H200V209H198ZM257 208V207H256ZM32 209V208H31ZM144 209H141V210H143V212H144ZM216 210V212H214L215 210ZM232 209H235V210H237V209H240V208H238V205H237V207H235V208H232ZM29 210V209H28ZM46 210V209H45ZM93 210V209H92ZM117 210V209H116ZM135 210V209H134ZM133 210V211H134ZM137 210H138V208H137ZM140 210V209H139ZM161 210V209H160ZM159 210V208H158V211H160ZM192 210V211H191ZM257 210V209H256ZM71 211V210H70ZM77 211V210H76ZM75 211V212H76ZM94 211V210H93ZM125 211V210H124ZM153 211V210H152ZM155 211V210H154ZM162 211V210H161ZM220 211H222V209L220 210V209H216V207L215 208H213V210H212V212H214L213 214L211 213V212H209L210 213V215H211V217H213V219H214V216L216 217V220L214 219V220H211V224H213L212 223V221H215L214 222V224L212 225V226H214V225H219V227H221L220 228V230H221V235L223 236V234H224V236H226L229 240H227L228 241V243L229 242H231V243H233V242H235V240H236V244H237V242H239L240 243V245L242 244V245H245V247L246 248H250V246H252L253 247V244H254V241H255V237L257 236V234L256 235H254V233H253V236H251V233H250V236L248 237V235H249V231L247 230V232H248V234L246 233V231L244 232L243 231V229H244V227H246L247 225H248V223L246 222H244V220H249V219H251V218H248V216H247V218L245 217V219L243 220V221H241V222H239V221H237L236 223L234 222V221H232L233 219H231V217H230V219H229V214H228V216H227V213L223 210L222 212H220ZM62 212H63V214H62ZM107 212V211H106ZM115 212V211H114ZM113 212V213H114ZM127 212V211H126ZM142 212V213H143ZM156 212H157V209H156ZM194 212H193V214L192 215H195L194 214ZM199 212H202L201 210L199 211ZM223 212H225L224 214H223ZM259 212V211H258ZM35 213V212H34ZM34 213H33V215H34ZM104 213V212H103ZM155 213V214H154ZM185 213V214H184ZM198 213V212H197ZM205 213V215L207 216V214ZM30 214H32V213H30ZM42 214V213H41ZM66 214V215H67ZM97 214H98V212H97ZM144 214V213H143ZM226 214V215H225ZM32 215V216H33ZM116 215V214H115ZM141 215V214H140ZM148 215V214H147ZM150 215V214H149ZM210 215H208V216H210ZM213 215V216H212ZM261 215V214H260ZM74 216V215H73ZM111 216V215H110ZM118 216V215H117ZM127 216V215H126ZM146 216V215H145ZM159 216V217H158ZM183 216V217H182ZM199 216V215H198ZM246 216V215H245ZM35 217V216H34ZM157 217V218H156ZM194 217H196V216H194ZM210 217V218H211ZM237 217V216H236ZM243 217V216H242ZM250 217V216H249ZM259 217V216H258ZM1 218V217H0ZM23 218V217H22ZM113 218V217H112ZM126 218V217H125ZM140 218V217H139ZM199 218V217H198ZM42 219V218H41ZM114 219V218H113ZM123 219V218H122ZM157 219H159V220H157ZM197 219V218H196ZM206 219H207V217H206ZM209 219V218H208ZM4 220V219H3ZM35 220V219H34ZM184 220L186 221V222H184ZM199 220V219H198ZM235 220V219H234ZM237 220V219H236ZM235 220V221H236ZM261 220V219H260ZM259 220V221H260ZM31 221V220H30ZM63 221V220H62ZM73 221V220H72ZM123 221H124V219H123ZM129 221V220H128ZM158 221H160V222H158ZM193 221V220H192ZM204 221V220H203ZM207 221V220H206ZM36 223H38L37 221H35ZM34 222V223H35ZM66 222V221H65ZM146 221L144 220V223H145ZM22 223H24V222H22ZM27 224H28V222H26ZM25 223V224H26ZM52 224H53V222H51ZM60 223H61V220H60ZM107 223V222H106ZM155 223H156V225H155ZM206 223V222H205ZM208 223H209V225H208ZM207 224H205V225H208L209 226V228H212V227H210L211 226V224H210V222H208ZM26 224V225H27ZM31 224V223H30ZM121 224V223H120ZM130 224V223H129ZM128 224V225H129ZM134 224V223H133ZM143 224V223H142ZM148 224V223H147ZM29 225V224H28ZM34 225V224H33ZM36 225V224H35ZM54 225V224H53ZM106 225V224H105ZM107 225H109V224H107ZM114 225V224H113ZM126 225V224H125ZM137 225V224H136ZM182 225H184V226H182ZM185 225L186 226H188L189 228L191 227V228H193V229H191V230H193V231H195V234H194V232H192L191 230H190V233L193 235V237H196V238H193L192 236L190 237V235L188 234V235H186V236H189V239H188V237H186V236H183L184 234H182L181 233V230H182V228L180 229V226H182L183 227V229L184 228H187V230L189 229L188 227H185ZM197 225H198V223H197ZM201 225H202V223H201ZM201 225H200V227H201ZM11 226V225H10ZM49 226V225H48ZM55 226V225H54ZM65 226H68V225H65ZM195 226V227H194ZM207 226V227H208ZM36 227V226H35ZM46 227V226H45ZM52 227V226H51ZM71 227V229H69V233L70 234H72V237L74 238V235L76 236V234H74V230H75V228H74V226H73V228H74V230H73V228H72V226H70ZM77 227V226H76ZM108 227V226H107ZM136 227V226H135ZM139 227V226H138ZM206 227V226H205ZM204 227V228H205ZM205 228L207 231H208V228ZM218 227V226H217ZM218 227V228H219ZM17 231L18 230H20V231H18V232H20L21 233V235H20V237L21 238H23V236L25 235V232L23 231V232H21V230H24V227L23 226H21L20 225V223H19V225H17ZM15 228V229H16ZM48 228V227H47ZM54 228V227H53ZM56 228V227H55ZM66 228V227H65ZM121 228V227H120ZM141 228V227H140ZM177 228H179L180 229V231H178L179 229H177ZM195 228V229H194ZM9 229V228H8ZM32 229H34V227L32 228ZM126 229V228H125ZM128 229V228H127ZM142 229V228H141ZM150 229H152V227L150 226ZM172 229V230H171ZM216 229V228H215ZM252 229V228H251ZM26 230V229H25ZM28 230V229H27ZM30 230V229H29ZM35 230H37V229H35ZM42 230V229H41ZM60 230H62V229H60ZM130 230V229H129ZM136 230V229H135ZM146 230V229H145ZM184 230H186V229H184ZM213 230V229H212ZM3 231V230H2ZM38 231V230H37ZM50 231V232H49ZM133 231V230H132ZM147 231V230H146ZM174 231H176L175 232V234H174ZM211 231V230H210ZM0 232H1V230H0ZM5 232V231H4ZM10 232V231H9ZM17 232V233H18ZM29 232V231H28ZM48 232H49V234H51L52 235V231H51V229H49L48 230ZM63 231H61V233H62ZM68 232V231H67ZM66 232V233H67ZM102 232V231H101ZM120 232V231H119ZM134 232V231H133ZM180 232V233H179ZM202 232V231H201ZM204 232V231H203ZM217 232V231H216ZM219 232V231H218ZM246 233V234H244V233ZM261 232V231H260ZM14 233H15V230H14ZM19 233V234H20ZM24 233V234H23ZM76 233V232H75ZM117 233V232H116ZM140 233V232H139ZM179 234V235H177V234ZM184 233V232H183ZM212 233V232H211ZM210 233V234H211ZM3 234V233H2ZM31 234V233H30ZM54 234V233H53ZM63 234V233H62ZM111 234V233H110ZM181 234V235H180ZM199 234V233H198ZM201 234V233H200ZM203 234L204 233H202L201 235L203 236ZM213 234V233H212ZM211 234V235H212ZM32 235V234H31ZM78 235V234H77ZM100 235V234H99ZM119 235V234H118ZM129 235V234H128ZM207 235V234H206ZM2 236V235H1ZM39 236V235H38ZM37 236V237H38ZM54 235H52V236H50L49 237V240L50 239H52L51 237H53ZM70 236V237H69ZM113 236H114V234H113ZM116 236V235H115ZM197 236H199V235H197ZM208 236H209V234H208ZM223 236V237H224ZM243 236H245L244 237V239L242 238ZM247 236V237H246ZM9 237H11V236H9ZM97 237V236H96ZM142 237V236H141ZM143 237H142V239H143ZM204 237V236H203ZM207 237V236H206ZM225 237V240H224V242L226 241V238ZM4 238V237H3ZM20 238V239H21ZM59 238V237H58ZM76 238V237H75ZM112 238V237H111ZM132 238V237H131ZM140 238V237H139ZM213 238V237H212ZM219 238V237H218ZM220 238H221V236H220ZM27 239V238H26ZM54 239V238H53ZM224 239V238H223ZM247 239H249V241H247ZM261 239V238H260ZM10 241H8V243L10 244V242H11V244L9 245L8 243H2L1 241H0V252H4V253H7L6 251H7V247H8V245H9V248L10 249H12V247H14L13 246V244H14V240H11V239H9ZM29 240V239H28ZM70 240H72V239H70ZM203 240V239H202ZM222 240V239H221ZM238 240V241H237ZM242 240V241H241ZM244 240V241H243ZM2 241H3V239H2ZM13 241V242H12ZM45 241V240H44ZM75 240H73V242H74ZM96 241H97V239H96ZM105 241V240H104ZM113 241V240H112ZM204 241H205V239H204ZM209 241H212V239L211 240H209ZM214 241V240H213ZM217 241V240H216ZM219 241V240H218ZM223 241V240H222ZM261 241V240H260ZM259 241V242H260ZM20 242H21V240H20ZM29 242L31 243V241L29 240ZM35 242V241H34ZM60 242H61V240H60ZM72 242V241H71ZM132 242V241H131ZM134 242V241H133ZM136 242V241H135ZM203 242V241H202ZM208 242V241H207ZM17 243V242H16ZM22 243V242H21ZM25 243V242H24ZM51 243H53V246L55 247V241H53V242H51ZM82 243V242H81ZM96 243V242H95ZM116 243V242H115ZM144 243V242H143ZM196 243V242H195ZM201 243V242H200ZM219 243H221V242H219ZM227 243V242H226ZM225 243V245L226 246H224L223 248H221V249H227L226 247H228V245ZM256 243V242H255ZM8 244V245H7ZM26 244H28V243H26ZM57 244H58V242H57ZM60 244V243H59ZM77 244L78 243H76V246H77ZM80 244V243H79ZM78 244V245H79ZM104 244V243H103ZM114 244V243H113ZM132 244V243H131ZM136 244V243H135ZM215 243H213V245H214ZM222 244V243H221ZM16 245V244H15ZM17 245H19V244H17ZM24 245V244H23ZM48 244H46V246H47ZM97 245V244H96ZM99 245V244H98ZM118 245H119V243H118ZM128 245V244H127ZM139 245V244H138ZM218 245V244H217ZM239 245V244H238ZM248 247H247V246ZM255 245V244H254ZM258 245V244H257ZM260 245H262V242L260 243ZM2 246V247H1ZM6 246V247H5ZM28 246V245H27ZM30 246V245H29ZM41 246V245H40ZM45 246V247H46ZM51 246V245H50ZM60 246V245H59ZM115 246V245H114ZM130 245H128V247H129ZM237 246V245H236ZM21 247V246H20ZM26 247V246H25ZM35 247V246H34ZM42 247V246H41ZM47 247H49V246H47ZM61 247V246H60ZM78 247H80V246H78ZM97 247V246H96ZM127 247V248H128ZM186 249H185V248ZM214 247V246H213ZM245 247H243L244 249H246ZM255 247V246H254ZM257 247V246H256ZM16 248V247H15ZM43 248V247H42ZM59 248V247H58ZM101 248H102V246H101ZM111 248V247H110ZM117 248V247H116ZM127 248H126V250H127ZM132 248V247H131ZM183 248L186 250V251H184L183 250ZM212 248V247H211ZM229 248H231V246L229 247ZM236 248V247H235ZM239 248H242L241 246H239ZM49 249H51L50 247H49ZM48 249V250H49ZM64 249V250H65ZM104 249V248H103ZM106 249V248H105ZM125 249V248H124ZM213 249V248H212ZM219 249V248H218ZM231 249H234V246H233V248H231ZM256 249V248H255ZM257 249H259V248H257ZM14 250V249H13ZM12 250V251H13ZM48 250H46V251H48ZM101 250V249H100ZM125 250V251H126ZM130 250H132V249H130ZM241 250V249H240ZM247 250H249V249H246V251L245 252H243V253H246V252H248ZM254 250V249H253ZM264 250V249H263ZM18 251V250H17ZM32 251V250H31ZM40 251V250H39ZM43 251H45V250H43L42 249V253H43ZM45 251V252H46ZM74 252V253H72V252ZM76 251H79V249L78 250H76ZM108 251V250H107ZM230 251V250H229ZM232 251V250H231ZM236 251V250H235ZM244 251V250H243ZM13 252H16V249H15V251H13ZM12 252V253H13ZM53 252V251H52ZM99 252V251H98ZM115 252H117L116 250H115ZM122 252V251H121ZM128 252V251H127ZM40 253V252H39ZM41 253V254H42ZM95 253V252H94ZM119 253V252H118ZM132 253V252H131ZM236 253H239V252H237L236 251ZM241 253H242V250H241ZM241 253H239L240 255H241V258H244L245 256V254L243 255V253L241 254ZM8 254V253H7ZM16 254H17V252H16ZM16 254H14L13 253V255H16ZM22 254V253H21ZM34 254V253H33ZM32 254V255H33ZM41 254H39V255H41ZM89 254H90V250H89ZM2 255V254H1ZM5 256H6V254H4ZM3 255V256H4ZM17 255H19V254H17ZM17 255H16V257L14 256V258L16 259H14L16 262H17V264L19 263V264H27L28 263V261L27 260H29V258L27 259V256L24 254H22L23 255V258L20 256L19 258L22 260V259H24V260H18V258H17ZM38 255V254H37ZM45 255V254H44ZM50 255V254H49ZM61 255V254H60ZM104 255V254H103ZM230 255V254H229ZM242 255L244 256V257H242ZM8 256H9V254H8ZM7 256V257H8ZM42 256V255H41ZM90 256H93V255H90ZM215 256V255H214ZM231 256H232V254H231ZM6 257V258H7ZM11 257V256H10ZM30 257V256H29ZM222 257V256H221ZM246 257H247V255H246ZM3 258V257H2ZM1 258V259H2ZM5 258V257H4ZM9 258V257H8ZM27 260H26V259ZM102 258V259H101ZM216 258V257H215ZM220 258V257H219ZM218 257H217V259H219ZM224 258L225 259H227V260H225L226 262H225V264L227 263V264H231V262H232V260H230L231 262H229V259H230V257L229 258H227V257H225L224 256ZM12 259H13V257H12ZM11 258H10V260L11 261H13ZM31 259V258H30ZM43 259V258H42ZM41 259V260H42ZM246 259V258H245ZM55 260H57V259H55ZM55 260H51L52 262H51V264H56L57 263V261H55ZM14 261V262H15ZM30 261H33V260H30ZM217 261V260H216ZM224 261V260H223ZM5 262V261H4ZM44 262H45V260H44ZM46 262H48V264H49V260H47ZM45 262V263H46ZM235 262V261H234ZM6 263V262H5ZM10 263V262H9ZM8 263V264H9ZM38 263V262H37ZM39 263H41V262H39ZM44 263V264H45ZM1 264V263H0ZM16 264V263H15ZM29 264V263H28ZM36 264V263H35ZM218 264H222V263H218Z\"/></svg>", "mask_w": 264, "mask_h": 264}]
</instances>
